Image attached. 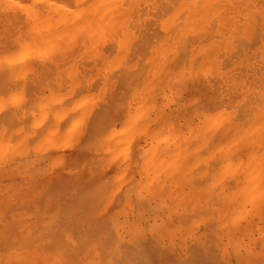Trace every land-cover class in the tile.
<instances>
[{"label": "rangeland", "instance_id": "rangeland-1", "mask_svg": "<svg viewBox=\"0 0 264 264\" xmlns=\"http://www.w3.org/2000/svg\"><path fill=\"white\" fill-rule=\"evenodd\" d=\"M3 37L4 36L0 35V39H1L0 41L5 40V39H3ZM0 44H2V42ZM71 53H74V52H71ZM71 53H70V55H71ZM57 54L59 56L58 61H56L58 58L56 60L54 59L53 61H51L52 59H50V61H49L44 57L48 64H53V66H54L53 68H55V69H53V68L50 69V70L54 71L53 73H52V71L50 72L48 67H46L47 63L44 62L45 60L43 61V59L39 60L42 63V65H41V63L38 62V64H40V65H37V67L39 68V66H42L43 68H46V70H47V72H49V74L52 73V74L59 75L62 73V75L64 74V76L68 75L67 71L69 70V72H70V70L75 68V65L77 66V62H76V60H74L76 57L75 58L73 57V56H75L74 55L75 53L73 55H71L72 57L70 56L72 58L70 61H72V62H69L70 64H68V67L70 65L74 64V62H76L74 65H72L71 68L70 67L68 68L66 66L67 63L66 64L63 63V62H65L63 58H65L66 55L64 57H62V54H59V53H57ZM60 55H61V58H60ZM49 56L47 57L48 59L51 57V56L50 57ZM55 56H56V52H55ZM67 56H68V54H67ZM53 58H55V57H53ZM68 58H69V56H68ZM68 58H65V60L69 61ZM77 59L81 60L80 58H77ZM92 59H89V57L87 58L85 56L84 60H81V61H84V63H82V65H84V64L85 65L82 66V65H80L81 63L79 62L80 63V64H78L79 66L76 67L78 70L80 68L81 71L80 70L76 71L75 69H73L78 73V76H77V73H73L74 71L73 72L71 71L74 75L76 74L75 76H77L78 78L75 76L73 77L72 76L73 74L69 73L68 76H70V74H71V76H72L71 78H73V80L70 77L68 78V76H65V77H67L68 81L65 80V78L63 79V81H61L62 83L67 81V84L63 83L64 84L63 85L58 80L59 78L60 79L63 78V77H61V75H59L58 78L55 75L52 77L49 75L51 77V80H49L50 77L48 76L49 77L48 80L50 81V82L48 81V84L53 90L47 85V83H46L47 81H45V80H47L46 77L44 80V76H46V75L43 74V77H39L42 75V73H39V74L36 73V72H39V70H40V72H42V70H41L42 67L39 68V70H38V68L36 67L35 64L32 65V67H30L31 70L36 71V69H37L38 71L32 72L29 68L28 71L30 70L32 72V74L30 71L26 72V73H28L32 76L35 74V77L33 76V78H35V79H36V77L39 78L37 83H40L41 85H43L41 82H39V80L40 81L43 80V83H44L43 87L37 83L35 85L34 82H36V81H34V79H33L32 85H33V87L35 85L36 89L38 90V93H40V94L34 93V91L36 89L33 88L34 91L33 90L30 91V92H32V93H30V96L32 98L27 97L28 95H26L27 93H29L28 92L29 89H27V88L32 89L30 83H29L30 87L28 86L27 83H26V86H28L27 88L24 85L25 82H27V81L31 82V80H25V79L19 78V82H18V78L14 77V75L16 74L17 71L14 72L15 73L14 75H11V73H13L12 70H16L15 66H14L15 69L12 68V70L10 67H6L5 65H3V67L0 66V68L1 67L3 68V69H1L3 71L6 68L4 72L0 70L1 71L0 77H2V74L6 73V70H7V72H8V70H11V73H7V75L4 74L6 76L5 78H8V79H5V85H1L2 82L0 83V89H4L2 91L0 90V92H2V93H0L1 94L0 99L1 98L3 99V102L0 101V103H1V106H0V131H2L3 128H7V127H4L6 125H9L8 128L9 127H10V129L12 128L11 130L9 129V131H7V132L6 131L3 132L2 139H1V133H0V139H1L0 144L3 146H5L6 144L8 145V147H6V149L4 148L5 151L3 149V151H4V152L2 151L3 154H2V152H0V239H1L0 240V264H264V208H262V207H264V199H261L259 202L260 197L255 196V197H252L250 199L252 202L250 200L248 201V203L246 202V200L245 201L242 200V203L238 202L239 205L243 204V202L244 203L246 202L247 205L245 204V206H246L245 209H249L247 211L245 210L246 212L243 210V212H245V213H242V211L240 212L241 218L239 215H238V218H240L241 220L236 217L237 215L235 214V212H236L235 208H234V210H232L233 205L236 204L237 199H239V198H236L237 195H234L237 191L235 190L236 192L234 194L232 192H234V189H236L237 186L239 189L243 186L242 182H244L243 180L245 179V178H243L244 176H242L243 173L240 172L241 175H240V173L238 175V173L235 174L236 172H234L232 174L233 177H230V176H232L229 174L230 171H228V170H227L228 172L225 171L229 175L227 174L228 176L225 178L222 176L223 180L220 178L222 180L221 181L222 183L218 182L219 184L218 183L216 184L217 181L213 180L215 182L214 185L216 184L215 186H213V183L211 180L212 185H210V187L213 186L210 190L211 192L209 191L210 193H207V195H205L206 189L205 190L202 189V191H205V193L203 195V193H201L199 191L201 190L200 188H202L201 185L204 186L205 182L208 181L207 180L208 175L211 173H212L211 175L218 174V173L213 172L214 168L213 167L211 168V166H210L211 164L208 167L207 161H209V160H207V159H204V162H206V163H203L202 161L200 162L201 165H199V163H198V165L200 167L203 165L206 166L204 170L207 171L208 169H206V168L210 169V170H208V172L203 171L205 174L208 173V175L206 174L204 176L203 172H202L203 174L200 173L201 175H199V176L203 175L204 176V177L202 176L203 178L200 177L198 179V177L197 178L195 177V181L197 179H198V181L199 180L205 181V182L199 181L198 186L196 184H194L195 181L193 183V179H194L193 175H191L192 177L189 176V177H191V179L193 178L192 180L187 177L188 175H190V173L194 174L195 176H198V174L196 172L194 173V171H191V172L188 171L189 172V174H188L186 172L185 168H183V170H185V171H182L181 166H179L180 164L179 165L177 164L180 167L179 169H178L176 164H174L176 168L171 166L172 169L174 168L173 171H175V172H176V169H178L177 170V171H179L178 174L177 173L172 174V173H174L173 171H171L172 169H170V171L172 172V173H170L168 170L169 168L167 169V167H166L167 165L163 164L162 168H164V165H165L164 170L165 171L168 170L169 173L167 172V175H164L163 173H165V171H162V168H160L163 173L159 175L160 176L159 183H158V177L159 176L155 175V177L153 179V177H151L152 175L150 176L151 173H149V171H146L147 169L144 168V166H142V162H143L142 160L143 159L145 160L146 156H148V154L150 152L149 150H152V149H150L151 146H149V140L147 138V135L150 136L151 134H154L156 132L157 133L154 135H157V137L154 135H152L150 137L148 136L150 138V141H152V142H150V144H154L155 141L153 142V140L151 139L154 136L155 138H153V139H155L157 142H159V147H160V145H161V147L160 148L158 147L159 149H157L158 144L156 145V149H155L156 152L154 151L156 154L151 151L153 153L155 159H152L151 157H149V159H152L149 161V159L147 157V159H148L147 161H149L150 164H151V162H153V161L155 162L156 160H157V162H158V160L160 162L159 157H161V155L159 152L162 151L161 154L166 152L165 150L168 146V144H166L167 142L170 144L168 149H169V151H171L173 149L171 144H174L177 140H180L179 142H177V146L175 145L176 146L175 149L177 150L178 146L181 145L180 149L184 148V149L189 150L190 157H191L190 160L192 162H194L193 159L195 160V155H196L198 160H199V158H201L200 156L203 154L201 151H203L204 154H205V151H206V153H209V151H211L210 153H212L213 148H216L215 147L216 143H214V142H216L217 141L216 139L219 138L218 135L216 136V134H214L215 138L213 137L211 139V141H210V137H209V141L208 140H207V142H206V140L204 141L203 139L204 138L206 139L208 137V135L212 136V135H210V133H212V131H209V130L207 131V129H206V132H205L204 131L205 129L203 130V127L205 125L202 126V125H200V122H199V121L202 122L203 120H201V119H203V118H204V121L207 120V118H205V116L203 114H201L200 111L204 108L205 105H208L211 102L208 99V97L205 95V93H206L205 89L208 88V83L210 81V78L207 77L208 80L205 79L203 82H196L195 83L196 84V91L201 93V94L203 92L205 97L204 96L202 97L201 94H198L197 95L198 100H196V99L192 100V102L194 101L192 103V105L190 103V106L185 107V103L188 104L187 101L190 102V98H194V97L193 96L190 97L189 93H187L186 90H184V88H182L181 90L179 89L180 90L179 91L176 87L172 86L171 84L169 86L167 82H164V79H167L166 77H170V75L172 73L171 68L173 65V59L170 57H164L161 61H155V64L152 67L151 73H149L150 72L149 69H151V65H153V64L148 63L150 65L149 66L147 63L142 61L144 63V66L146 64V66L148 68L149 67L150 68L147 69V67H145V68L143 67L146 70H140V71H145L146 73H145L144 78L138 82V85H139V83L141 84L146 78L148 79L150 76H151V78H149L150 80L148 79V82H149L148 84L145 83L146 85L144 86V89H143V91H144L143 95L141 93L142 90L140 89L141 92L139 94H141V97L145 99V100L143 99L144 101H143V104L141 105L142 101L140 102V104L137 102H139V99L142 100V98L140 96H138L139 98L138 97L136 98V96H135V94L137 95L138 92L140 91V90L136 89L137 88L136 87L137 86L136 81L138 78L135 79V77L134 78L131 77V78H133V80L134 79L136 80V81L134 80V82L136 83L135 84L136 86H134V85L130 86L129 85L130 89H132V90L136 89L137 93L134 92V90L133 91L131 90L132 93L130 92V94H128L129 97H128V95H125L126 94L125 91H120V90H122L123 88H124L123 90H125V88L128 87L127 84L131 83V81H133V80H131V78H130L131 81H129L127 79L129 82L124 84L123 81L121 83H117L118 81L116 82V78H115V77H118V78L120 77L118 75V73H120V72H118V71H120V69H122V67L126 68L125 70L130 69V65L132 63H127V64L118 63V65L116 63L115 66H117L118 71L115 70L116 68L113 69L112 66H111L112 68L111 67L109 68V66L107 67L105 65L104 68L102 67L103 70L101 71V69L96 65L97 62L95 63L93 60L92 63L91 64L89 63V65H88L90 67H92V66L94 67V71L90 72L93 69H91V68L89 69L86 64L88 63L87 62L88 60L91 61ZM168 59H169V61H168ZM170 59L172 60V62L170 61ZM62 60H63V62H62ZM163 61H167L166 63H168V66L170 65L169 71L166 70V69H168V66H167V64L165 65V63ZM58 62L61 65L63 63L64 69L67 68L68 70L66 69L65 72H63L64 71V70H62L63 67L60 68L59 67L60 64ZM33 63H35V61H33ZM43 63H46V64H43ZM56 63L58 64V66ZM143 63H141L142 66H143ZM161 64H163V66L161 68H159V66H161ZM29 65H28V67H29ZM99 65H101V64L99 63ZM125 65H126V67H125ZM4 66H5V68H4ZM33 66H35V67L33 68ZM56 66L58 67V69H56L57 68ZM139 66H140V64H139ZM119 67H121V68L119 69ZM133 67L134 66L131 67V70L132 69L134 70L135 67L134 68ZM17 68H18V71H19V69H21V67L19 68V65L17 66ZM155 68H157V69L159 68V70L156 69L158 71V73H156V74H155V72H156ZM99 69H100V72H98ZM108 69H111L109 71V73H111V74L114 73L115 77H114V74H113V76L111 75V77H107V75H110V74H108ZM112 69L115 70V72L112 71ZM84 70H87V71L89 70V71L87 73V72H84ZM125 70H124L125 73L124 72L123 73L125 75H127ZM140 71H139V73H140ZM43 72H45V70H43ZM80 72H82V74H84V73H87V74H84L82 76V74ZM94 72H95L96 76L94 75ZM102 72H103V74H105L107 72V74L103 75ZM116 72H118V73H116ZM127 72H128V70H127ZM136 72H138V71H136ZM91 73H92V76L90 75ZM121 73H122V71H121ZM134 73H135V71H134ZM152 73H153V75H152ZM23 74H24V72H23ZM130 74H131V72H130ZM20 75H21V73H18V77ZM30 75H27V76H29L31 78ZM85 75H87V76H85ZM156 75H159V76H156ZM165 75H167V76H165ZM89 76L91 78H89ZM132 76H135V75L132 74ZM92 77H93V79H92ZM121 77H123V76L121 75ZM121 77H120V79H121ZM136 77H137V75H136ZM24 78H26V76ZM40 78H43V79L41 80ZM52 78H53V80H52ZM97 78L101 79V80H98ZM109 78H112V79H109ZM123 78L125 81L126 76ZM186 78H187V76H186ZM78 79H80V80H78ZM88 79H90V81ZM94 79H96V80H94ZM156 79L159 81L156 82ZM3 80H4V77H3ZM20 80H21V82H20ZM56 80H58L59 82L58 81L55 82ZM71 80L72 81L77 80L79 83L77 81H75L74 83H78L76 86V84L71 83L72 82ZM13 81H14V83H12ZM91 81H95L97 83H93ZM119 81H121V80H119ZM68 82L71 83V85H68ZM87 82H89V85H91V86H87ZM16 83H17V85H15ZM18 83L20 85L22 83L23 84L21 86H19ZM84 83H86L85 84L86 87H85ZM101 83H103V84H101ZM116 83H117V85H116ZM122 83L124 84V86H122L123 85ZM151 83H152L151 88H149V90H147L148 87H150L149 85ZM166 83H167V85H166ZM203 83H205V86H207V87H205L203 85V87H205V89L202 88L201 84H203ZM2 84H4V83H2ZM56 84L58 86H61V87H59L60 90H58L59 88H57L58 86H56ZM119 84H121V85H119ZM132 84H134V83H131V85ZM81 85H83V87L85 89L83 87H81V89H79ZM92 85H94V86L92 87ZM104 85H106V86H104ZM125 85H127V86L125 87ZM158 85H159V87H161L160 88V89H162L161 91L158 90L159 89ZM15 86L19 87V89L18 88L16 89ZM24 86H25L26 90L23 88ZM103 86H104V88H103ZM162 86L164 88L167 87V88H165L166 90L163 89ZM53 87L56 89H54ZM75 87L77 88L78 93L80 92L79 90H82V89L86 93L82 91L83 93L82 92L79 94L77 93V95L75 97H72L74 95L71 96V93H72L71 90H73V89L75 90L76 89ZM87 87H88V89H90L89 87H91V90L86 89ZM138 87L143 88L142 84ZM42 88H43V91H42ZM169 88L172 90V91L170 90V92H173V93H175V90L177 89L176 93L174 94L175 97L173 96V93H171V94L169 93V91H168ZM10 89H11V91H10ZM67 89H68V91L65 92ZM6 90L8 91V93L6 92L7 94L5 93ZM37 90H36V92H37ZM118 90L120 91V93L123 92L125 96L119 95ZM20 91H21V93H19V96H20V94H22V91L24 93H25V91L27 92L24 95L22 94L23 97H20L19 98L20 100L17 98L19 96H16V99H18L20 103L17 100H14V101L12 100V102L10 101V103H12V104H10L9 99H8V101L5 100V98H4L5 94L8 95L9 93L12 92V94L15 95V94H18V92H20ZM99 91H101V92L98 93ZM155 91H156V94H158L159 92L160 93L158 95H156L154 93ZM58 92L60 93V95L57 94ZM75 92L73 91V94ZM149 92H151V96L149 95L150 94ZM51 93L52 94L55 93L54 94L55 96L52 95ZM62 93L64 96H62ZM67 93H69V94H67ZM88 93H90V96L92 97V99H90L91 97H89V99L91 100V103H90V100L88 99L87 102L89 101V103L84 102L85 103L84 104L82 102L83 103V104H81L82 106L76 108V109H78V111H76V109H74V108H71L73 103L75 104V100H78V98L81 97L82 95H84V96H82L84 99V97H86L85 95ZM168 93H169V95H171V97L168 95ZM31 94H33V95H31ZM50 94H51V96H53V98L51 97L52 99L50 98V101H49L48 96H50ZM56 94L58 96H56ZM92 94H94V96ZM145 94H146V96H145ZM152 94H154V95L152 96ZM161 94H163V97L164 96L167 97L166 101L164 99L165 97L162 99ZM166 94H167V96H166ZM132 95L134 98L132 97ZM9 96L10 95H8V98H9ZM36 96H37L38 101H36V99H35ZM56 97H57V100H56ZM120 97L124 98V101L122 99L120 100ZM148 97H151V98H148ZM154 97H156L157 99ZM172 97H173V99H172ZM113 98L115 101L113 100ZM117 98L120 100V102L122 101L121 105L122 104L124 105L126 103V106L124 105L125 112L131 111L130 112L131 115H132V113L137 111L136 109H141L144 106L147 109L149 108L148 111H151L149 113H148V111H144V109H143L144 112L142 111L143 114L148 115V116H146L147 120L146 119L143 120V118H142L143 114L141 115L142 119L138 117L139 119L137 118L138 120H135V116L132 119L130 118L131 120H133V119L135 120V121L134 120L132 121L133 123L128 118V121L130 122V124L132 123L131 126H130L129 122L125 120L124 122H128V124L126 126L129 127L130 130L132 128H135V129H137V127L139 128L140 124H142V122H145V120L149 121V122L150 121L154 122L151 124L149 123L150 125L147 124V125H149L147 127L143 126L145 129L147 128L146 132L142 130L143 131L142 133L137 134L138 135L137 139H139L141 142L136 140L137 144H135V142H134V138H136L135 135L131 136V138H129V139L127 137V141L128 140L130 141L133 138V140L130 141L128 143V145H127V142H125L126 138L124 139V143L127 145L126 146L127 150L124 149L125 147L123 148L125 151L124 152L125 154L121 153L122 152L121 148L123 146L121 147L119 145L120 148H118V146L115 148V146L117 144H119L118 139H117L118 137L116 138V137L111 136V132H112L111 126H113V128L116 130L118 128H121L122 126H125L122 119L124 120L129 116L128 113L126 114L124 112L123 108H121V110L118 109L119 112L117 110H115V109H117V108H115V107H117L116 104L119 101ZM131 98L133 99V101ZM169 98H171L173 100V102ZM6 99H7V96H6ZM26 99L27 100L33 99L31 101H35V102H32L35 105L33 106L32 103H29V105H30V107H29ZM44 99H46L49 102V104L47 101H45L46 104H44V102H43ZM69 99H70V101H68ZM106 99H107V101H106ZM178 99L180 101H178ZM41 100H43V101H41ZM79 100H81V98H79ZM112 100H113V102H112ZM161 100H163V101H161ZM169 100L172 103L169 102ZM4 101L6 103H4ZM60 101H61V103H60ZM63 101H64V103H63ZM196 101H198V102H196ZM28 102H30V101L28 100ZM146 102L148 104H146ZM165 102H166V106H164V108H163V105L165 104ZM181 102H183V104ZM36 103H38V104L36 105ZM177 103H179L180 106L182 104V106L180 107L179 104H177ZM112 104L114 105L113 109H112V106H113ZM137 104H139L141 106H139ZM193 104H195V105H193ZM7 105L10 106V108ZM38 105L40 107H38ZM106 105L107 106L112 105V106L110 109H109V107H107L108 109H106L105 108ZM136 105L138 107L135 108L134 109L135 111H134L133 108ZM155 105L157 107V110L154 109ZM24 106H26V107H24ZM42 106H44V109L48 108L47 109L48 111L42 109ZM56 106H57V108H56ZM67 106L70 107V111H69ZM151 106H154L153 111L150 110ZM160 106H161V108H160ZM195 106L197 109L194 108ZM166 107H167V109H166ZM191 107L194 109H192ZM63 108H65V109H63ZM146 108H145V110H146ZM169 108H170V111L168 110ZM190 108H191V110H190ZM198 108H200L201 110ZM11 109H12V111H11ZM23 109H25L26 112ZM61 109L65 112L61 111ZM71 109H73V110H71ZM103 109L108 110V111L103 112ZM30 110H34V111H30ZM43 110L45 112H47V113H45L47 116L43 115L42 118H38V120L36 122H33V120L35 119V118L33 119V116L36 117L40 113L39 117H41L43 112H40V111H43ZM53 110H54V112H56L55 110H58L56 113H60L59 112V110H60L64 114L62 117H60V115H58L60 117L59 119L55 118L56 116L53 117L54 116ZM110 110H112V111L110 112ZM114 110L117 114H115ZM132 110L134 112H132ZM27 111L30 112V114ZM66 111H67V113L70 112L71 115H74V116H71L70 113L67 114ZM100 111L102 112V114ZM140 111H138V112L140 113ZM160 111L167 112V113H164V112L161 113L159 116L160 118L162 116H163V118H165L164 117V116H166L165 114H167V115L169 114L168 116L170 118H168V116H166V118L164 120L161 118L162 121H166L167 123L166 122H160V120H159L160 118L156 117L157 116L156 112L158 113ZM191 111L193 112L192 115H191V113H192ZM8 112H12V114H9ZM31 112H33L34 114L32 113L33 115H31ZM48 112H49V115H48ZM99 112H100V115H103V118L105 117L103 113H105V115L108 114L107 116L111 117V118L109 117L110 118L109 122H111V124L114 122V125H109L108 123H106L109 125L110 128H108V131L106 129V132L103 131L104 132L103 134L106 133L105 136L99 137L100 141H102V143H103V141H106L101 146L103 149L102 151L100 150V147L96 148L97 146H99L101 144L95 143L96 144V146H95L92 143V140L95 138H93L92 140L90 139L91 138L90 134L94 135L92 132L93 130L91 131V128L93 127V129H95V128H98V126L97 127L93 126L94 122H92V126L90 128L89 124H91V121H93L94 118H97V117H99V119H100V117L102 118V116H100V115L98 116ZM153 112H154V114H153ZM22 113H24V114H22ZM111 113H112V115H109ZM119 113H120V115H118ZM123 114H124V116H123ZM179 114H182V115H179ZM200 114H201V116H203V118L200 116ZM11 115H13L14 117ZM23 115H26V118H23L24 117ZM85 115H86V117H85ZM90 115H91V117H90ZM96 115H97V117H96ZM145 115H144V117H145ZM183 115L185 116V118L182 117ZM197 115H199L200 117ZM81 116L84 118H82ZM107 116H106V118L108 119ZM154 116L156 117V120H155ZM171 116H173V118ZM191 116L196 117L199 121L194 117L191 118ZM77 117L80 119V121H81V118H82V120L84 119L85 121H81V122L79 121V123H78L77 122L78 120L76 119ZM123 117H125V118H123ZM4 118H5V120H4ZM74 118L76 119V122H77L75 129H77L78 132L75 131L76 132L75 133L73 130L74 134H70V135H72L73 138L75 135V139H74L75 141L72 142L73 138L71 136L70 139L72 141L70 139H69V141H66V142H68V144L66 145L65 151H63L62 147H64V144H66L64 141V139H65L64 137L67 135L66 134L67 131L64 132V130L69 127V124H71L70 126L73 127L72 124L76 123L74 121L75 120ZM92 118H93V120H92ZM175 118H177L178 120H176ZM46 119H47V121H46ZM63 119H65L66 122L62 126H60V122H62ZM105 119H103V121ZM111 119L114 121L112 122ZM148 119H150V120H148ZM157 119L159 121H157ZM179 119H182V120L186 119V120L184 122V121H181ZM190 119H192V120H190ZM194 119H195L196 123H194L195 122ZM139 120H141L140 124L137 122ZM174 120H175V122H174ZM72 121H73V123H72ZM100 121H101V119H100ZM100 121H98V122L100 123ZM171 121H173V125H172ZM177 121H179V123L181 125L183 124L182 126H184V127L189 128V126L190 127L195 126V127H191V130H192V128H194L196 130V128H198L196 125H200V128H198L197 130L198 131L202 130V131H200V132L196 131L197 132L196 135H198L199 133L200 134H202L204 132L205 133L202 136L198 135L195 137L193 134L196 132L193 129L194 133L191 132V134L192 133L193 134L188 135V133H190V131L188 133L186 131H182L184 127L182 128V126ZM1 122L3 123L4 126L2 125ZM53 122L56 123L54 125H56L57 127L56 126H54V127L58 128L57 130L60 131V134H62L63 132H64L63 134H65L64 137L62 136L63 135L62 134L61 139L59 138L60 139L59 141L61 142L63 140L62 141L63 143H60L59 141H57V142L53 141L54 142L53 143L51 141L53 139L50 140V138L46 139V137H45L46 134L47 135L50 134L48 132H49V128L53 126ZM58 122H59V124H58ZM83 122H86V123H83ZM136 122L138 123V125L136 124ZM198 122H199V124H197ZM33 123H34V126H33ZM95 123H97V122H95ZM102 123L104 124V122H102ZM159 123H160V125H158ZM161 123L162 124L164 123V126H163L164 130H162L160 127ZM170 123L172 125V128H169V127H171V125H169ZM174 123H176L177 125L179 124V126H177L176 124L174 125ZM189 123L191 125H189ZM87 124H88L89 129L86 128ZM119 124L121 126H119ZM204 124H206V123L204 122ZM95 125H97V124H95ZM108 125H107V127H108ZM132 125L135 127H132ZM168 125H169V127H168L169 129L166 127ZM101 126L103 127L102 124H101ZM116 126H118V127H116ZM151 126H152V128H156L155 126H157V128H159V130L157 129L158 131H155L154 133H152L151 132V130H152ZM175 127H177V128H175ZM174 128H175V130L178 128L181 129V130L179 129L180 131L178 130L179 134L183 133L182 135H184V133H186L185 136L189 137V138H185V137L184 138L189 139V140H185L187 142H190L189 144L187 143L189 145V147H186V146H188L186 144V142H184V143L181 142L184 140H182V137H181V139H179L180 138L178 136L179 134H177L178 133L177 130L174 131ZM188 128H185L184 130H186ZM85 129H87V130H85ZM99 129H101V128H99ZM135 129H133V131ZM14 130L17 133L16 132L14 133ZM101 130H105V128L101 129ZM139 130H138V133H139ZM149 130H150L151 134L147 133V132H149ZM160 130H162V132H159ZM166 130L167 131L170 130L169 132H171V133L174 132L173 136L171 135V133L167 132L168 135H171L173 137L172 139L175 138V133H176L177 140H176V138L174 139L175 141H171V140L167 139L168 136H167ZM188 130H190V129H188ZM90 131H91V133H90ZM135 131H137V130H135ZM135 131H134V133H135ZM95 132L98 133L97 131H95ZM107 132L108 133L110 132V136H111L110 139L109 138L108 139L103 138V137H107V134H108ZM144 132H145V134H144ZM207 132H209V134ZM146 133H147V135H146ZM213 133H215V132H213ZM103 134H101V135H103ZM129 134L132 135L133 133H129ZM158 134H160V135H158ZM139 135H141V137ZM143 135L146 137H144ZM163 135L164 136L166 135L167 138H164ZM48 136L50 137V135H48ZM78 136L81 137V139H79ZM94 136H97V134ZM114 136H116V134ZM161 136H163V137L161 138ZM171 136H169V137H171ZM192 136H194V138L196 140H194V138ZM143 137L148 141L147 143ZM190 137H192V139ZM198 137H200V139ZM11 138L13 139V141ZM44 138H45V140H44ZM115 138L117 141L116 143L114 142ZM163 138L165 139L164 141H163ZM17 139L21 142V144L19 141L18 142L16 141ZM89 139L91 140V143H90V141H88ZM119 139H120V137H119ZM122 139H123V137L119 141L120 142L122 141V143H123ZM158 139H160L162 142L158 141ZM97 140L98 139L96 138V141L95 140H93V141L97 142ZM144 140H145V142H144ZM166 140H168V141L166 142ZM214 140H216V141H214ZM4 141H6L5 145H4ZM169 141H171V142H169ZM201 141L202 142L204 141L205 143L204 142L203 143L207 144V146L205 145V149H202L199 153L198 150H200V147L201 148L204 147V146H202L204 144L201 143L199 149L197 150V146L200 144ZM262 141H264V135H262V134L260 135V133H259V135H256V137L252 140V143L255 144L254 147L255 148L257 147V149H256L257 155L259 152H261L260 154L264 153V144H262L264 142H262ZM50 142L52 143L51 145H53L54 148H53V146L51 147ZM70 142H72V143H70ZM192 142L195 143V145ZM197 142H198V144L196 145ZM14 143H15V146H14ZM55 143L56 144L60 143L62 146L59 144V147H58L57 145H55ZM108 143L109 144L112 143V146L109 145ZM138 143L141 145H139ZM181 143L186 148L182 147ZM48 144H49V146H48ZM147 144L149 146V150H148V148L145 149V147H147L146 146ZM164 144H166L167 146L165 147ZM191 144H193V146ZM154 146H155V144H154ZM111 147L115 148L116 151H118L117 148L120 149L121 151L120 150L119 151L123 155L121 156L120 153L116 152L117 156L114 155L116 158L112 159L114 157H112L111 153L113 152L112 150H114V149L110 150ZM128 147L131 150L128 149ZM136 147H138V148H136ZM141 147H143V148H141ZM162 147H165V149L163 148L160 151V149ZM191 147H192V150H191ZM194 147H195V149H194ZM18 148H20V149H18ZM134 148H136V149H134ZM244 148L246 149V147H244ZM108 149L112 152L108 151ZM184 149H181V150H184ZM245 149H243V147L242 148L240 147V149L238 148L237 150L235 149V151L233 150L234 151V152L232 151L233 153L229 152V155H228V153H224V154L219 153V156H221V154H222V155H225V157H226V159H225L223 156H221L220 160L218 159L219 161L217 159L214 160V158H216V157L212 158L213 154H214V156L218 155V153H216L217 151L215 152V149H214L212 156L210 155L209 158H212V160L214 162L215 161L217 162V163H214L210 159V161L213 162V164H214L213 166H216V168H215L216 171L220 172L221 171L220 168L222 169V166H223L222 163L225 164V161H227V163H229L228 165H231V164H233V162L237 163L236 161H239L241 159L245 158L244 160H246L248 152H246L247 150L245 151ZM128 150H130V151H128ZM176 150H174V151H176ZM187 150H185V151L187 152ZM190 150L191 151L194 150V151L191 152ZM195 150H197L198 154L195 153V155H194ZM137 151H139V153ZM143 151H144V153L146 151L145 155H144ZM169 151L167 150V152H169ZM178 151H179V149H178ZM183 152L184 151H181L182 154H183ZM181 153L179 152L177 155V158L179 157L178 159H180V160H181L180 156L182 155ZM192 153L194 156L192 155ZM126 154L129 157H127ZM157 154H159L160 156L158 155V157H156ZM168 154H167V156H168ZM170 154H169V156H170ZM179 154H181V155L179 156ZM186 154L187 153L183 154L182 159L185 158L184 155H186ZM250 154H251V152H250ZM124 155H125V157H124ZM173 155L175 158V154H173ZM173 155L171 154V156H173ZM207 155H205V156H207ZM150 156H152V155H150ZM169 156L167 158H166V155L163 156L167 160V162H168V159L170 161V158H172V157L169 158ZM188 156H189V154H188ZM192 156L194 158H192ZM241 156L244 158H241ZM260 156H262V155H260ZM260 156H259V160L257 159L258 161L257 160L254 161V159H250L251 163L254 162L253 163L254 165L252 164L253 165L252 166L250 164V166L252 168H254L255 171H256V168H257V171H259L258 166H259V168L260 167L264 168V166H260V165H262L260 163L264 162L261 160L264 158L260 159ZM110 157L112 159L111 160L112 162H110V160H109ZM123 157L125 158L124 159L125 161L123 160ZM187 157L185 159H188ZM204 157H202V158H204ZM222 157L224 158L223 159L224 162L221 160ZM139 158H140V160H139ZM157 158H159V159H157ZM126 159H128V160H126ZM165 159H164V162H166ZM178 159H177V162H178ZM237 159H239V160H237ZM198 160H196V161H198ZM200 160H203V159H200ZM120 161L123 163H121ZM147 161H145V162L147 163ZM174 161L175 160H173L172 162H174ZM182 161L183 160H181V162ZM187 161L188 160L183 161V162H185L184 163L185 167H186V165L189 166L192 163L191 161L190 162L188 161L189 163ZM260 161H262V162H260ZM136 162H137V164H134ZM145 162H144V164H146ZM195 162H194V165L196 164ZM218 162H220L219 165H218ZM149 163H147V164L149 165ZM161 163L162 162H160L159 163L160 165L157 166L158 169H156V168L154 169V167L152 168L150 165V167H151V168H149V169H151L150 171L153 172L152 169H154L155 171L159 170ZM108 164L110 165L109 168H108ZM133 164H134V166H133ZM139 164H141V165H139ZM153 164L155 166V164L157 165L158 163H152V165ZM181 165H182V163H181ZM191 166L192 165H190V167ZM197 166H196V168H197ZM199 166H198L199 169L198 168L196 169V171H198V172L203 170ZM204 166H203V168H204ZM142 167L144 168V170ZM168 167H169V165H168ZM190 167H189V169H192ZM228 167L230 168V167H234V166L232 165V166H228ZM124 168L126 169V171ZM223 168L225 170V165ZM229 168H227V169H229ZM261 168H260V170H264ZM189 169H187V170H189ZM194 169L195 168H193L192 170H194ZM200 169H202V170H200ZM121 171H122V175H120ZM124 171H125V173H124ZM142 171H144V172H142ZM250 171H251V169H250ZM145 172H148L149 175L146 174ZM182 173H186L187 175L185 176V174H182ZM169 174H172V175H169ZM176 174H177V178H178V176H180V177L185 176V178L187 177L186 179H189V180L188 181L184 180V181L190 183V180H191V183H193V185L196 187V189H194V191H191V189L193 190V188H195V187L192 184L189 185V183L183 184L184 183L183 180L181 181V182H183L182 183L183 188H182V185H181V187H179L178 186L179 179L181 180L182 178L177 179ZM141 175L142 176L145 175V176H143L145 179H143L141 177ZM223 175L226 176L225 173ZM218 176L220 177V175H217L216 177H218ZM162 177H165V179ZM167 177H168V179H167ZM209 177L212 179L211 176H209ZM216 177L214 176L213 179H215ZM239 177H240V179H239ZM127 178H128V180L126 182H124L123 180H126ZM205 178H206V180H204ZM210 178H209V181L207 182L209 184H211ZM162 179H164V182L162 181ZM175 179H176V181L178 180L176 183L177 185L174 182ZM238 179L240 180L239 183L237 182V181H239ZM262 179H264V178H262ZM169 180L173 181L171 183L172 184L171 187L169 184L170 183ZM216 180H218V179H216ZM235 180H236V182H235ZM253 180L254 181L250 180L249 183L252 182L254 184L255 179H253ZM121 181H123V183ZM167 181L169 183H167ZM137 182L140 183L141 185L138 184ZM149 182H152L153 186H155L157 184H159V185L152 188V185ZM160 183H161V185H160ZM252 183L250 184L251 186L253 185ZM261 183H264V181H262ZM163 184H164V190H162V188H161V187H163ZM209 184H207V185H209ZM186 185L189 186L188 188H190V191L193 195H197L199 193L202 194L203 197H201V195H200L199 200H202L200 202H202L203 206L206 208L207 212H205V208L202 206L204 208V209L203 208L202 209L204 210V212L206 214H204L203 211H201L202 210L201 209L202 204L198 203L199 200L195 199L196 203L193 202L194 201L193 198H195V196L192 197L193 195L190 194L189 196H191V197H189L187 194H183L186 191L188 194L190 193L188 191V189H186L187 188ZM125 186H127V187H125ZM134 186H136V187H134ZM149 186H150V188H149ZM184 186L186 188H184ZM218 186H219V188H218ZM233 186L234 187L236 186V187L233 189ZM146 187H148V188H146ZM167 187L171 188L170 189L171 192H170L169 188H167ZM220 187H223V188H220ZM261 187L264 188V184H262ZM128 188H130V189H128ZM132 188L134 189L133 190L134 193H132L133 192L131 190ZM151 188H152V192L155 191L154 193H152V192L150 193ZM172 188H173L174 192L176 190L177 194L181 197L183 196L182 198H184V199H182L181 197H180L181 200L178 199L179 197L176 198L177 194L175 193L176 194L175 199L177 201L178 200H180V201H178V202L174 201L175 199H173L171 196V195H174V192H172ZM213 188L216 190H219L218 193L220 192V189H222L224 192L221 191L218 194L216 190L215 191L213 190ZM125 189H126V191H124ZM138 189H139L141 195L139 194V191H135ZM148 189H149V191H148ZM185 189H186V191H185ZM141 190H142V192H141ZM129 191L131 193H129ZM158 191H160V193ZM161 191H164V192L161 193ZM182 191H183V193H182ZM180 192H181V194H180ZM194 192H196V193L199 192V193L196 194ZM207 192H208V189H207ZM240 192L241 191H239V193ZM126 193H128V195ZM157 193H159L160 199L158 198L159 196ZM170 193H173L170 195L171 197L169 196ZM227 193L228 194L232 193L234 195V197L236 198V200H235L236 202L235 201L229 202L230 197H232L233 195L229 194L230 196L228 198V197H226ZM166 194H168L169 197ZM208 194H210V195H208ZM224 194H225V196H224ZM126 195L129 198H127ZM185 195L187 197H189L190 199L185 198L186 197ZM212 195H214L215 198H217V199L220 196L221 197L219 199V202L216 199L217 203L215 205V207H216L215 209H217V210H213L216 214V217H213V216H215V215H213V216H211L212 217V219H211V217H209V216L211 215L210 212L212 210L209 211L208 209L209 208L214 209V206H213L214 205V202H213L214 196L212 197ZM163 196L164 197L167 196V197L165 199H163ZM204 196L206 198H204ZM197 197H198V195L196 196V198ZM232 198H231V200H232ZM240 199H242V198H240ZM240 199L238 201H240ZM255 199L258 200V202ZM169 200H173V201H169ZM183 200H185V201H183ZM157 201L159 202L158 204H157ZM208 201L210 204L208 203ZM160 203H161V205H160ZM189 203H192L193 205H191V204L189 205ZM206 203H207V205H206ZM211 203H213V205H211ZM126 204H128V206ZM165 204H167V205H165ZM195 204H197V206L199 204L200 208L197 207ZM217 204H219L218 206L221 205V207H218L219 209L217 208ZM248 204H250V208H249ZM188 205L190 207H188ZM239 205L237 206L238 208H239ZM240 206H242V205H240ZM207 207H208V209H207ZM231 207H232V209H231ZM227 208L228 209L230 208L231 211L234 212V215H232V212L230 210L227 213V211H228ZM183 209H184L185 214L189 212V214H191V215H189V214H186V215L183 214V216L179 215V213L180 214L184 213V212H182ZM223 209L224 210L227 209V210H225L227 215L225 216L224 220H222V218L219 219L220 216H219V214H217L218 211H222ZM139 211H142V213ZM191 212L197 213V215H196V213H195V215H193L196 217V219H195V217L192 216L193 213H191ZM209 213H210V215H209ZM244 214H245V216H243ZM250 215H251V217H250ZM189 216L191 218L190 220H189ZM184 217L187 218L188 220L185 219ZM147 218H149V219H147ZM171 218H173V219L171 220ZM179 218H180V222H177V223H180V224L178 226L176 221H179ZM201 218H203L202 219L203 223L201 222ZM214 218H216V219H214ZM233 219H236L237 221L233 220ZM194 220H196V221L198 220L197 223H195ZM219 220L221 222V225L223 224V222L226 223V225H227L228 221L230 224V222L232 220H233V222H231V223L233 224L236 221V224H233V225L228 224L229 229H227L225 224H224L225 227H219V224H220V223H218ZM246 220L249 221V223H247L249 225H247L248 227L245 230V227H246L245 221ZM186 221H188L189 223H186ZM174 223H176V225ZM173 225L176 226L175 230L173 229L174 228ZM213 228H214V231H213ZM210 229H211V231H209ZM171 230H173V231H171ZM168 231H170L172 233L169 232V234H168ZM209 232H211V233H209ZM212 232H213V234H212ZM244 232H245V235H244ZM210 235L213 238H211ZM217 235H218V237H217ZM216 237L218 239H215ZM249 238H250V240H249Z\"/></svg>", "mask_w": 264, "mask_h": 264}, {"label": "bare ground", "instance_id": "bare-ground-1", "mask_svg": "<svg viewBox=\"0 0 264 264\" xmlns=\"http://www.w3.org/2000/svg\"><path fill=\"white\" fill-rule=\"evenodd\" d=\"M0 35H2V36H4L3 37V39H5V40H3V41H0V43L2 42V44H0V66H2L3 67V65H5L6 67H10L11 68V70H12V68L13 69H15L14 68V66L16 67V70H12L13 71V73H11V70H8V72H7V70H6V73H4L5 75H7V73H11V75H14L15 73L14 72H16V74L14 75V77H17L18 78V82H19V78H21V79H25V80H31V82H29V81H27V82H25V86H26V83L28 84V86L30 87V85H31V87H32V89L31 88H27L28 86H26V88L27 89H29V93H27L26 91H25V93H27L26 95H28L27 97H30V98H32L31 96H30V93H32V92H30L31 90H33V88L34 89H36V87H35V85H36V83L38 82V77H36V79L35 78H33V76L35 77V74L32 76V75H30V74H28V73H26V72H29L30 70H31V68L30 67H32V65H36V67H37V65H40V64H38V62L39 63H41L39 60H41V59H43V61L45 60V58L47 59V60H49L50 61V59H52L51 61H53L54 59L56 60L59 56H58V54L57 53H59V54H62V57H64L65 55V58H68V56H69V58H68V60L69 61H67V60H65V58H63L64 59V61L65 62H63V60H62V62L64 63V64H66L67 63V67H68V64H70L69 62H72V61H70L72 58V56L71 55H73L74 53V55L75 56H73L75 59L74 60H76V62H77V66H79L78 64H80V65H82V63H84V61H81V60H84V58H85V56L88 58L89 57V59H92L91 61L90 60H88L86 63V65L88 66L89 65V63L91 64L92 63V61L94 60V62L96 63V65L101 69V71L103 70L102 69V67L104 68L105 67V65L108 67L109 66V68L112 66L113 67V69L114 68H116L115 70L116 71H118V69H117V66H115L116 65V63H117V65H118V63H123V64H127V63H132L131 65H130V69H127L128 70V72H127V70H125L126 68H123L122 67V69H120L121 67H119V69H120V71H118V72H120V73H118V72H116V73H118V75L121 77V75L123 76V77H125L126 76V79H125V81H124V78L123 77H121V79H120V77L118 78V77H115V74H114V77L116 78V82L117 83H121L122 81H123V83L124 84H126L127 82H129V81H131V80H133V78L135 77V79H137V81H136V83L134 82V80L133 81H131V83H134V84H132L131 85V83H128L127 85H128V89L127 88H125V90H123L122 88V90H120V91H125V95H128V94H130V92L132 93V91L134 90H132V89H130V86H136L137 88L136 89H138V90H142V92H141V90L138 92V94L141 92L142 93V95H143V93H144V91H143V89H144V86L146 85V84H148L149 82H148V79L149 78H151V76L147 79H145L141 84H142V86H143V88L141 87V88H139L138 86H140L141 84L139 83V85H138V82L141 80V79H143L144 78V76H145V71H140V70H146V69H144L145 67H147L146 66V64H145V66H144V63L142 62V61H144L145 63H152L153 65H151V69H149L148 67H147V69H149V73H151L152 71V67L154 66V64H155V61H161L164 57H170V58H172L173 59V65H172V68H171V75H170V77H166L167 79H164V82H167L168 83V85L170 86V84L172 85V86H174V87H176L178 90L180 89H182V88H184V90H186V92L187 93H189V95H190V97L191 96H193L194 98H190V102L189 101H187V103L188 104H186L185 103V107H187V106H190V103H191V105H192V103L194 102H192V100H198L197 99V95L198 94H201V93H199V92H197L196 91V82H203L205 79H207V77L208 78H210V81H209V83H208V88L207 89H205V87H207V86H205V83L207 82H205V83H203V84H201L202 85V88H204L205 89V91H206V93H205V95L208 97V99L211 101L210 102V104H208V105H205L204 106V108L201 110L200 108H198V109H200L199 111L201 112V114H203L204 116H205V118H207V120H205L204 121V118H203V116H201V114H200V116L203 118V119H201V120H203L206 124H204V122L202 121H199L196 117H194V116H191V118H196L199 122H200V125H202V126H204L203 127V130L206 132V129H207V131L209 130V131H212V133L213 132H215V133H210V135H212V136H209L208 135V139L206 138H204L203 140L205 141L206 140V142H207V140L209 141V137H210V141H211V139L214 137L215 138V135L214 134H216V136L218 135V139H216V140H214V141H216V142H214V143H216V145H215V147L216 148H213V150L215 149V152L216 153H218V155L217 156H214V154H213V150H212V153H210L211 151H209V153H206V151H205V154H204V152L203 151H201L202 149H205V145L207 146V144H204L202 141L200 142V144L197 146V150L199 149V147H200V145H201V143H203L204 145H202V146H204V147H200V150H198L199 151V153H200V151L203 153H201L202 155L200 156L201 158H199V160L200 159H203V160H198L197 159V157H196V155H195V153H197V150H195V152H194V155H195V160L193 159V161L195 162L196 160H198V161H196L195 163V165L197 166L198 165V163H199V165H201V161L203 162V163H206V162H204V159H207V160H209V161H207V163H208V167H209V165L211 166V168L213 167L214 168V170H213V172H215V173H218V174H213L215 177L217 176V175H220V177L218 176V177H216L215 179H213V175H211V174H209L208 175V173H206L207 175H208V177H207V180L209 181V176H213L212 177V179L210 178V183H211V180H212V183H213V186H215L218 182H221L222 180H223V177L225 178V177H227L229 174L230 175H232L234 172H236L235 174H237L238 173V175H239V173L241 172V173H243V175L242 176H244L243 178H245L243 181L244 182H242L243 184V186L239 189L238 188V186H237V188L236 189H234L235 187L233 186V189H234V192H232L234 195H237L236 196V198H242V199H240V201H238L239 199H237V202L235 201L236 200V198L234 197V195L231 193H229L230 195H233L232 197L234 198H232V197H230V201L229 202H231V201H235L236 202V204L238 203V202H240V203H242V200H246V202L248 203V201L252 198V197H255V196H257V197H260V199H259V202H260V200L261 199H264V188H262L261 187V185L262 184H264V183H261L262 181H264V179H262V178H264V170H260V168H259V166H258V170L259 171H257V168H256V171L254 170V168H252L251 166H250V164L252 165L253 163H251L250 162V159H254V161L255 160H259V156L260 155H262V156H260V159L261 158H264V153H262V154H260L261 152H259L258 153V155H257V152H256V149H257V147L255 148L254 146H255V144L254 143H252V140L256 137V135H259V133H260V135L262 134V135H264V0H0ZM2 38V37H1ZM1 40V39H0ZM55 52H56V56H55ZM71 52H74V53H71ZM53 53V54H52ZM66 53V54H65ZM70 53H71V55H70ZM67 54H68V56H67ZM51 57H50V56ZM88 55V56H87ZM50 57L49 59L47 58V57ZM71 56V57H70ZM45 57V58H44ZM53 57H55V58H53ZM82 57V58H81ZM92 57V58H91ZM60 58H61V55H60ZM77 58H80L81 60H79V59H77ZM59 60V58L56 60V61H58ZM33 61H35V63H33ZM90 61V62H89ZM168 61H169V59H168ZM170 61L172 62V60L170 59ZM37 62V63H36ZM44 62H46V60L44 61ZM61 62V63H62ZM76 62H74V64L76 63ZM80 62V63H79ZM164 63H165V65L167 64V66H168V63H166L167 61H163ZM162 62V63H163ZM170 62V63H171ZM31 63V64H30ZM47 63V62H46ZM46 63H43V64H46ZM59 63V62H58ZM63 63H62V65H63ZM99 63L101 64V65H99ZM141 63H143V66H142V64ZM29 65V67H28V65ZM57 64V63H56ZM60 64V63H59ZM74 64H72V65H74ZM104 66H103V65ZM139 64H140V66H139ZM172 64V63H171ZM19 65V68L21 67V69H19V71H18V68H17V66ZM41 65H42V63H41ZM61 64L59 65V67L61 68V67H63V69L62 70H64L63 72H65V70L67 69H64V65L62 66ZM72 65H70L69 67L71 68L72 67ZM85 65V64H84ZM84 65H82V66H84ZM115 67H114V66ZM138 65V66H137ZM149 65V64H148ZM5 66H4V68H5ZM27 66V67H26ZM52 66V67H51ZM57 66H58V64H57ZM56 66V67H57ZM65 66V67H66ZM76 65H75V68H73V69H75L76 71H81V69L79 68V70L76 68L77 67ZM101 66V67H100ZM132 66H134L133 68H134V70L132 69L131 70V67ZM150 66V65H149ZM163 66V64H161V66H159V68H161ZM170 66V65H169ZM169 66H168V69H166L167 71H169ZM0 68V70L1 69H3V68ZM24 67V68H23ZM35 66H33V68H34ZM42 66H39V68H41ZM46 67H48L49 68V70L50 69H52L54 66H53V64H48L47 63V65H46ZM68 67V68H69ZM86 67V66H85ZM93 67V66H92ZM92 67H90V66H88V68L90 69H93V70H91L90 72H92V71H94V67L92 68ZM96 67V66H95ZM97 67V68H98ZM106 67V68H107ZM111 67V68H112ZM125 67H126V65H125ZM140 67V68H139ZM144 67V68H143ZM165 67V66H164ZM163 67V68H164ZM9 68V69H10ZM30 68V70L28 71V69ZM32 68V69H33ZM38 68V67H37ZM39 68H38V70H39ZM43 68V67H42ZM41 68V70H42V72H40V70H39V72H36V71H38L37 69H36V71H32V72H36L37 74H39V73H42V75L41 76H39V77H43V74L44 75H46V76H44V80H45V77L47 78V80H45V81H47L46 83H47V85L49 86V84H48V81L49 80H51V77L52 76H57V78H58V76L59 75H61V77H63L62 79H58L60 82L61 81H63V79L65 78V80H67V77H65V76H68L69 75V73H71V74H73V73H77L75 70H70V72H69V70L67 71L68 72V75H65L64 76V74L62 75V73L61 74H59V75H56V74H52L54 71H52V70H50V72L52 71V75L51 74H49V72H47V70H46V68H43L42 69ZM87 68V67H86ZM85 68V69H86ZM137 68V69H136ZM142 68V69H141ZM159 68L157 69V68H155V74L156 73H158V71L157 70H159ZM6 69V68H5ZM5 69H4V71H5ZM25 69V70H24ZM53 69H55V68H53ZM56 69H58V67L56 68ZM100 69L98 70V72H100ZM112 69V71H114L115 72V70H113ZM157 69V70H156ZM24 70V71H23ZM27 70V71H26ZM43 70H45V72H43ZM107 70V69H106ZM111 69H108V74H110V75H107V77H111V75L113 76V74H111V73H109V71H110ZM124 70L126 71V73H127V75H125L124 73ZM165 70V69H164ZM1 71H3V70H1ZM0 71V72H1ZM3 71V72H4ZM30 71V72H31ZM73 73H72V72ZM89 71V70H88ZM88 71L87 70H84V72H87L88 73ZM96 71V70H95ZM121 71H122V73H121ZM134 71H135V73H134ZM136 71H138V72H136ZM139 71H140V73H139ZM2 72V73H3ZM23 72H24V74H23ZM32 72H31V74H32ZM47 72V73H46ZM59 72V71H58ZM66 72V73H67ZM97 72V71H96ZM124 72V73H123ZM130 72H131V74H130ZM148 72V71H147ZM165 72V71H164ZM1 73V74H2ZM18 73H21V77L19 76L18 77ZM46 73V74H45ZM60 73V72H59ZM81 74H82V72H80ZM87 73H84V74H87ZM137 73V74H136ZM139 73V74H138ZM154 73V72H153ZM153 73H152V75H153ZM160 73V72H159ZM163 73V72H162ZM4 74H2V77H0L1 79V81H0V83L2 82V83H4V84H2L1 83V85H5V79H8V78H5L6 76L4 75ZM71 74H70V76H68V78L70 77H74L75 75L73 74L72 76H71ZM84 74H82V76L84 75ZM102 74H103V72H102ZM105 74H107V72L105 73ZM105 74H103V75H105ZM121 74V75H120ZM125 76H124V75ZM132 74L133 75H135V76H132ZM148 74V73H147ZM154 74V75H155ZM161 74V73H160ZM165 74V73H164ZM170 74V73H169ZM27 75H30L31 76V78L29 77V76H27ZM51 77H50V76ZM91 76H92V73L90 74ZM94 75L96 76V74H95V72H94ZM99 75V74H98ZM136 75H137V77H136ZM187 76V78H186V76ZM26 76V78H24ZM38 76V75H37ZM50 78H49V77ZM77 76H78V73H77ZM77 76H75V77H77ZM85 76H87V75H85ZM156 76H159V75H156ZM155 76V77H156ZM162 76V75H161ZM165 76H167V75H165ZM3 77H4V80H3ZM13 77V76H12ZM105 77V76H104ZM106 77V78H107ZM131 77H133V78H131ZM148 77V76H147ZM10 78V77H9ZM28 78V79H27ZM30 78V79H29ZM48 78H49V80H48ZM54 78V77H53ZM53 78H52V80H53ZM78 78V77H77ZM83 78V77H82ZM89 78H91L90 76H89ZM95 78V77H94ZM102 78V77H101ZM130 78H131V80H130ZM159 78V77H158ZM33 79H34V81H36V82H34L35 83V85H34V87H33ZM41 80L43 79V78H40ZM72 80H73V78H71ZM75 79V78H74ZM92 79H93V77H92ZM98 79V78H97ZM109 79H112V78H109ZM129 81H128V80ZM58 80H56L55 82H57ZM64 80V81H65ZM71 80V81H72ZM78 80H80V79H78ZM82 80V79H81ZM89 81H90V79H88ZM94 80H96V79H94ZM98 80H101V79H98ZM104 80V79H103ZM119 80H121V81H119ZM150 80V79H149ZM153 80V79H152ZM162 80V79H161ZM208 80V79H207ZM4 81V82H3ZM16 81V80H15ZM58 81V82H59ZM68 81V80H67ZM67 81H65V82H63V83H66L67 84ZM75 81H77V80H74V81H72L71 83H74ZM83 81V80H82ZM108 81V80H107ZM157 81H159V80H157L156 79V82ZM17 82V81H16ZM20 82H21V80H20ZM39 82H41L43 85H44V83H43V80L42 81H40L39 80ZM50 82V81H49ZM78 82V81H77ZM81 82V81H80ZM91 82H93V83H97V82H95V81H91ZM162 82V81H161ZM12 83H14V81L12 82ZM29 83H30V85H29ZM62 83V82H61ZM60 83V84H61ZM62 83V84H63ZM71 83H69L68 82V85H71ZM79 83V82H78ZM78 83H74V84H76V86H77V84ZM82 83V82H81ZM92 83V84H93ZM99 83V82H98ZM117 83H116V85H117ZM122 83V84H123ZM146 83V84H145ZM153 83V82H152ZM152 83L149 85L150 87H148V89L147 90H149V88H151V85H152ZM155 83V82H154ZM167 83H166V85H167ZM23 84V83H22ZM21 84V85H22ZM37 84H40V83H37ZM54 84V83H53ZM61 84V85H62ZM86 83H84V85H85ZM91 84V83H90ZM101 84H103V83H101ZM105 84V83H104ZM124 84L122 85V86H124ZM136 84V85H135ZM156 84V83H155ZM165 84V83H164ZM15 85H17V83L15 84ZM18 85L19 86H21L19 83H18ZM43 85H41L40 84V86H42L43 87ZM64 85V84H63ZM80 85V84H79ZM108 85V84H107ZM115 85V86H116ZM119 85H121V84H119ZM127 85H125V87L127 86ZM130 85V86H129ZM203 85L205 86V87H203ZM25 86L23 87L25 90H26V88H25ZM53 86V85H52ZM56 86H58L57 84H56ZM87 86H91V85H89V82H87ZM94 85H92V87H93ZM104 86H106V85H104ZM104 86H103V88H104ZM16 87V86H15ZM50 87V86H49ZM59 87H61V86H58L57 88H59ZM74 87V86H73ZM81 87H83V85H81L80 86V88L79 89H81ZM85 87H86V85H85ZM158 87H159V85H158ZM19 89V87H16V89ZM38 88V87H37ZM51 88V87H50ZM49 88V89H50ZM54 88V87H53ZM76 88V87H75ZM84 88V87H83ZM90 89H88V87L86 88V89H88V90H91V87H89ZM161 87H159V89L158 90H162V89H160ZM162 88L163 89H165V88H167V87H163L162 86ZM175 88V89H176ZM23 89V90H24ZM52 89V88H51ZM54 89H56V88H54ZM85 89V88H84ZM129 91H127V90ZM136 89L134 90V92H136L137 93V91H136ZM174 89V90H175ZM176 89V90H177ZM1 91L2 90H4V89H0ZM37 90V89H36ZM36 90L34 91V93H38V90H37V92H36ZM41 90V89H40ZM53 90V89H52ZM58 90H60V88L58 89ZM57 90V91H58ZM77 90V88L74 90H71L72 91V93H71V96L72 95H74V96H72V97H75L76 95H77V93H78V90ZM101 90V89H100ZM132 90V91H131ZM146 90V91H147ZM166 90V89H165ZM170 88H169V93L171 94V93H173V92H170ZM176 90H175V93H176ZM179 90V91H180ZM10 91H11V89H10ZM42 91H43V88H42ZM68 91V89L65 91V92H67ZM70 91V90H69ZM73 91L75 92L74 94H73ZM80 92L79 93H81L82 91H83V89L82 90H79ZM102 91V90H101ZM101 91H99L98 93H100ZM120 91L118 90V94L119 95H124V93L122 92V93H120ZM127 91V92H126ZM167 91V92H168ZM172 91V90H171ZM199 91V90H198ZM8 93V91L6 90L5 91V93ZM13 92V91H12ZM12 92L11 93H9L8 95H10L9 96V98H8V95H6L5 94V96H4V98H5V100L6 101H8V99H9V103H10V101L12 102V100L14 101V100H17L18 102H19V98L20 97H23V95L25 94L23 91H22V94H20V96H19V93H21V91L20 92H18V94H12ZM17 92V91H16ZM45 92V91H44ZM48 92V91H47ZM54 92V91H53ZM83 92H85V91H83ZM82 92V93H83ZM166 92V91H165ZM164 92V93H165ZM0 93H2V92H0ZM4 93V92H3ZM15 93V92H14ZM78 93V94H79ZM86 93V92H85ZM150 94V96H151V92H149ZM155 94H156V91L154 92ZM158 93V92H157ZM160 93V92H159ZM158 93V94H159ZM169 93H168V95H169ZM175 93H173V96H174V94ZM209 93V94H208ZM38 94H40V93H38ZM52 94V93H51ZM51 94H50V96H48L49 97V101H50V98L52 97L53 98V96H51ZM55 94V93H54ZM54 94H52V95H54ZM58 95H60V93L58 92L57 93ZM56 94V96H58ZM67 94H69V93H67ZM89 94V95H88ZM88 94H86L85 96L86 97H84V99H83V97L82 96H84V95H82L81 97H79V98H81V100H79V98H78V100H75V104L73 103V107L71 106V108H74V109H76V108H78V107H80V106H82L81 104H83L84 102L85 103H89V101L87 102V100L89 99V97H91L90 96V93H88ZM135 94V93H134ZM136 95L135 94V96H136V98L138 97V96H140L141 97V94H139V95ZM158 94H156V95H158ZM181 94V93H180ZM1 95V94H0ZM3 95V94H2ZM22 95V96H21ZM25 95V96H26ZM31 95H33V94H31ZM93 96H94V94H92ZM101 95V94H100ZM124 95V96H125ZM154 94H152V96H153ZM155 95V96H156ZM165 95V94H164ZM202 97L204 96V93L202 92ZM6 96H7V99H6ZM16 96H19V97H17L18 99H16ZM55 96V95H54ZM62 96H64L63 95V93H62ZM61 96V97H62ZM123 96V97H124ZM145 96H146V94H145ZM161 96H162V99L165 97H163V94H161ZM166 96H167V94H166ZM170 97H171V95H169ZM177 96V95H176ZM96 97V96H95ZM99 97V96H98ZM127 97V96H126ZM128 97H129V95H128ZM132 97H133V95H132ZM144 97V96H143ZM160 97V96H159ZM158 97V98H159ZM175 97V96H174ZM205 97V96H204ZM26 98V97H25ZM51 98V99H52ZM71 98V97H70ZM106 98V97H105ZM134 98V97H133ZM139 98V97H138ZM142 98V97H141ZM148 98H151V97H148ZM154 98H156V97H154ZM177 98V97H176ZM2 99V98H1ZM0 99V101H2L3 102V99L1 100ZM22 99V98H21ZM35 99H36V101H38L37 100V96L35 97ZM34 99V100H35ZM48 99V98H47ZM90 99H92V97L90 98ZM89 99V100H90ZM118 99V98H117ZM123 100L124 101V98H121L120 97V100ZM129 99V98H128ZM132 99V98H131ZM144 98H142V100H140L139 99V102H137V103H139L140 104V102H141V105L143 104V101L145 100H143ZM157 99V98H156ZM165 99V101L167 100V97H165L164 98ZM169 99H171V98H169ZM172 99H173V97H172ZM171 99V100H172ZM186 99V98H185ZM27 100V99H26ZM28 100L30 101V102H28ZM27 100V103H28V105H29V103H32V102H35V101H31V100H33V99H28ZM40 100V99H39ZM56 100H57V97H56ZM65 100V99H64ZM72 100V99H71ZM84 100V101H83ZM104 100V99H103ZM113 100H114V98H113ZM113 100H112V102H113ZM119 100V99H118ZM117 100V101H118ZM120 100L117 102V107H115V108H117V109H115V110H117L118 111V109H120L121 110V108H123V110H124V112H125V109H124V105L126 106V103L122 106L121 105V102H120ZM135 100V99H134ZM150 100V99H149ZM148 100V101H149ZM153 100V99H152ZM151 100V101H152ZM176 100V99H175ZM22 101V100H21ZM41 101H43V100H41ZM45 101H47L46 99H44V104H46L45 103ZM68 101H70V99L68 100ZM106 101H107V99H106ZM115 101V100H114ZM132 101H133V99H132ZM131 101V102H132ZM138 101V100H137ZM161 101H163V100H161ZM178 101H180L179 99H178ZM200 101V100H199ZM48 102V101H47ZM56 102V101H55ZM54 102V103H55ZM72 102V101H71ZM70 102V103H71ZM83 102V103H82ZM127 102V101H126ZM154 102V101H153ZM156 102V101H155ZM169 102H171L170 100H169ZM172 102H173V100H172ZM171 102V103H172ZM175 102V101H174ZM196 102H198V101H196ZM202 102V101H201ZM4 103H6L5 101H4ZM20 103V102H19ZM52 103V102H51ZM60 103H61V101H60ZM63 103H64V101H63ZM62 103V104H63ZM80 103V104H79ZM84 103V104H85ZM90 103H91V100H90ZM161 103V102H160ZM170 103V104H171ZM182 104H183V102H181ZM10 104H12V103H10ZM33 104V103H32ZM38 103H36V105H37ZM40 104V103H39ZM48 104H49V102H48ZM109 104V103H108ZM111 104V103H110ZM114 104V103H113ZM112 104V105H113ZM119 104V105H118ZM139 104H137V105H139ZM146 104H148L147 102H146ZM155 104V103H154ZM157 104V103H156ZM177 104H179V103H177ZM182 104H181V106H182ZM3 105V104H2ZM26 105V104H25ZM35 104H33V106H34ZM43 105V104H42ZM112 105H110V106H107L106 105V109H108L107 107H109V109L111 108V106ZM133 106L134 108H133V110L135 109V108H137L138 106ZM141 105H139V106H141ZM153 105V104H152ZM169 105V104H168ZM193 105H195V104H193ZM0 106H1V103H0ZM8 106V105H7ZM23 106V105H22ZM27 106V105H26ZM26 106H24V107H26ZM48 106V105H47ZM147 106V105H146ZM162 106V105H161ZM161 106H160V108H161ZM164 106H166V102H165V104L163 105V108H164ZM179 106H180V104H179ZM180 106V107H181ZM9 108H10V106H8ZM23 107V108H24ZM28 107V106H27ZM29 107H30V105H29ZM38 107H40L39 105H38ZM68 107V109H69V111H70V107L69 106H67ZM113 107H114V105L112 106V109H113ZM119 107V108H118ZM143 107V106H142ZM148 107V106H147ZM150 107V106H149ZM153 107L154 106H151V109L150 110H152L153 111ZM155 107H156V105H155ZM154 107V109H156L157 110V107L155 108ZM193 107V106H192ZM191 107V108H192ZM56 108H57V106H56ZM145 106L143 107V108H141V109H136L137 111H133L132 110V112H134V113H132V115H131V111H128V112H125L126 114L128 113V117L126 118V119H122V121L124 122L125 120L126 121H128V118H129V120L132 122L133 120H131L132 118H134V116H135V120H138L139 118H141L142 116V118H143V120L144 119H146L147 117L146 116H148L147 114L145 115V114H143L142 113V111H143V109H144V111H148V109L146 108V110H145ZM178 108V107H177ZM191 108H190V110H191ZM194 108H196V106L194 107ZM194 108H192V109H194ZM202 108V107H201ZM27 109V108H26ZM42 109H44V106H42ZM48 109V108H47ZM47 109H44V110H46V111H48ZM63 109H65V108H63ZM80 109V108H79ZM131 109V108H130ZM166 109H167V107H166ZM175 109V108H174ZM197 109V108H196ZM20 110V109H19ZM24 111H25V109H23ZM40 111V112H43L42 113V115H41V117H39V115H40V113L38 114V116H36V117H34L33 116V122H36L37 120H38V118H42L43 117V115L44 116H47L45 113H47V112H45V111ZM67 110V109H66ZM71 110H73V109H71ZM83 110V109H82ZM115 110H114V112H115ZM141 110V111H140ZM169 111H170V108L168 109ZM180 110V109H179ZM178 110V111H179ZM10 111V110H9ZM11 111H12V109H11ZM15 111V110H14ZM17 111V110H16ZM21 111V110H20ZM19 111V112H20ZM30 111H34V110H30ZM56 112L58 111V110H55ZM61 111H63L62 109H61ZM60 110H59V112L60 113H56V112H54V110H53V117H55V118H60V117H62L63 116V112H65V111H63V112H61ZM76 111H78V109H76ZM102 111V110H101ZM100 111V112H101ZM105 111H108V110H104L103 109V112H105ZM112 110H110V112H111ZM127 111V110H126ZM138 111H140V113L138 112ZM143 111V112H144ZM167 111V110H166ZM168 111V112H169ZM177 111V110H176ZM175 111V112H176ZM185 111V110H184ZM187 111V110H186ZM189 111V110H188ZM18 112V113H19ZM26 112V111H25ZM24 112V113H25ZM28 112V111H27ZM50 112V111H49ZM49 112H48V115H49ZM75 112V111H74ZM98 112V111H97ZM100 112H99V114H98V116L100 115ZM113 112V113H114ZM119 112V111H118ZM149 112H151V111H148V113ZM164 112V111H163ZM162 111H160V112H156V114H157V118H160L159 116H160V114L161 113H163ZM192 112V111H191ZM190 112V113H191ZM9 114H12V112H8ZM17 113V112H16ZM24 113H22V114H24ZM29 114H30V112H28ZM33 112H31V115H33L32 114ZM66 113H67V111H66ZM70 113V112H69ZM69 113H67V114H69ZM89 113V112H88ZM123 113V112H122ZM164 113H167V112H164ZM172 113V112H171ZM186 113V112H185ZM188 113V112H187ZM195 113V112H194ZM199 113V112H198ZM8 114V115H9ZM27 114V113H26ZM28 114V115H29ZM66 114V115H67ZM73 114V113H72ZM101 114H102V112H101ZM104 114V118H103V115H100V116H102V118L103 119H105L106 118V116L108 115H105V113H103ZM115 114H117L116 112H115ZM138 114V115H137ZM140 114V115H139ZM143 114V115H142ZM151 114V113H150ZM149 114V115H150ZM153 114H154V112H153ZM178 114V113H177ZM183 114V113H182ZM182 114H179V115H182ZM193 114V112L191 113V115ZM196 114V113H195ZM58 115H60V117L58 116ZM65 115V116H66ZM70 115H71V113H70ZM83 115V114H82ZM88 115V114H87ZM109 115H112V113L111 114H109ZM118 115H120V113L118 114ZM131 115V116H130ZM142 115V116H141ZM144 115H145V117H144ZM166 116H168L167 114H165ZM11 116H13V115H11ZM24 117L23 118H26V115H23ZM52 116V115H51ZM71 116H74V115H71ZM114 116V115H113ZM112 116V117H113ZM123 116H124V114H123ZM151 116V115H150ZM154 116V118H155V120H156V117ZM166 116H164L165 118H166ZM197 116H199V115H197ZM199 116V117H200ZM10 117V116H9ZM14 117V116H13ZM52 117V118H53ZM82 117V116H81ZM85 117H86V115H85ZM90 117H91V115H90ZM96 117H97V115H96ZM108 117V116H107ZM110 117V116H109ZM108 117V119L106 120H104L103 121V119L100 117V119H101V121H100V119H99V117H97V118H94V120H93V118H92V120L93 121H91V124H89L90 125V128H91V126H92V122H94V125L93 126H95V127H97L98 126V128H95V129H93V127L91 128V131L93 132V134L94 135H96L97 134V136H94V135H91L90 134V136H91V140L93 139V138H95V139H93V140H95L96 141V138L99 140H97V142H95V141H93L92 140V143L96 146V144L95 143H100L101 145H99V146H97L96 148H99L100 147V150L102 151L103 149H102V144H104V142H106V141H103V143H102V141H100V138L99 137H102V136H105V134H103L104 132H106V129H107V131H108V128H110L109 127V125H114V120H112L111 119V121L113 122L112 124H111V122H109V120H110V118ZM126 117V116H125ZM125 117H123V118H125ZM139 117V118H138ZM153 117V116H152ZM172 118H173V116H171ZM176 117V116H175ZM179 117V116H178ZM177 117V118H178ZM182 117H184L185 118V116L183 115ZM12 118V117H11ZM10 118V119H11ZM64 118V117H63ZM82 118H84V117H82ZM82 118H81V121H85L84 119L82 120ZM131 118V119H130ZM138 118V119H137ZM141 118V119H142ZM151 118V117H150ZM153 118V119H154ZM163 120L165 119V118H163V116L161 117ZM159 119L160 120V122H166V121H162V119ZM168 118H170L169 116H168ZM177 118H175L176 120H178ZM183 118V119H184ZM8 119V118H7ZM44 119V118H43ZM75 119V118H74ZM78 121V123H79V121H80V119L77 117L76 118ZM76 119L74 120L75 122H76ZM4 120H5V118H4ZM56 120V119H55ZM65 119H63L62 120V122H60V126H62L65 122H66V120L64 121ZM73 120V119H72ZM134 120V121H135ZM142 120V121H143ZM147 120V119H146ZM145 120V122H142V124H140V122H141V120H139V121H137L139 124H140V126H139V128L137 127V129H135V128H132L131 130L129 129V127H127L126 125L128 124V122H124V125L125 126H122L121 128H118L117 130L116 129H114L113 128V126H111V136H113V137H118L117 139H118V143L119 144H117L116 146H115V148L118 146V148H120L119 147V145L122 147L121 149H122V152L121 153H123V154H125L124 152V149L125 150H127V148H126V146L128 145V143L130 142V141H132L133 140V138H132V140H128L127 141V137H128V139L129 138H131V136H133V135H135L136 136V138H134V142H135V144H137L136 143V140H138V141H140L139 139H137V134H140V133H142L143 131H145L146 132V129L143 127V126H149L151 123H154L153 121L151 122H149V121H146ZM148 120H150V119H148ZM152 120V119H151ZM158 119H157V121H159ZM171 120V119H170ZM179 120H181V121H184L185 122V120H182V119H179ZM190 120H192V119H190ZM43 121V120H42ZM45 121V120H44ZM46 121H47V119H46ZM61 121V120H60ZM64 121V122H63ZM80 121V122H81ZM98 121H100V123L98 122ZM118 121V120H117ZM194 121H195V119H194ZM71 122V121H70ZM69 122V123H70ZM77 122L76 123H73V121H72V125H73V127H71L70 125L71 124H69V129L68 128H66L65 130H64V132L65 131H67V135L65 136V134H60V131H58L57 129L58 128H55L54 126H56V125H54V124H56L55 122H53V126L52 127H50L49 128V132L48 133H50V134H48V135H50V137L46 134V139L47 138H50V140L51 139H53V140H51L52 142L53 141H59L60 139H61V135L65 138L64 139V141H65V143L66 144H64V147H62V150L63 151H65V149H66V145L68 144V142H66V141H69V139L71 138V136L72 135H70V134H74L73 133V130H74V132L76 131V132H78L77 131V129H75L76 128V125H77ZM95 122H97V123H95ZM102 122H104V124L102 123ZM136 122V124L138 125V123ZM172 122V125H173V121H171ZM174 122H175V120H174ZM178 123H179V121H177ZM199 122L197 123V124H199ZM2 123V122H1ZM83 123H86V122H83ZM82 123V124H83ZM88 123V122H87ZM90 123V122H89ZM99 123V124H98ZM106 123H108V124H106ZM120 123V122H119ZM126 123V124H125ZM133 123V122H132ZM131 123V124H132ZM150 123V124H149ZM158 123V122H157ZM167 123V122H166ZM194 123H196V121L194 122ZM203 123V124H202ZM58 124H59V122H58ZM57 124V125H58ZM95 124H97V125H95ZM101 124L103 125V127L101 126ZM121 124V123H120ZM119 124V126H121ZM123 124V123H122ZM129 124H130V122H129ZM131 124H130V126H131ZM135 124V125H136ZM147 124H149V125H147ZM156 124V123H155ZM176 123H174V125H175ZM180 124V123H179ZM179 124L177 125V126H179ZM2 125H3V123H2ZM79 125V124H78ZM105 125V126H104ZM107 125H108V127H107ZM157 125V124H156ZM158 125H160V123L158 124ZM169 125H171V123L169 124ZM169 125L168 126H166L167 128L169 127ZM172 125H171V127H169V128H172ZM181 125V124H180ZM183 125V124H182ZM181 125V126H182ZM189 125H191L190 123H189ZM196 125V124H195ZM200 125H196L198 128H200ZM4 126V125H3ZM8 126L9 125H6V126H4V127H7L8 128ZM11 126V125H10ZM33 126H34V123H33ZM68 126V125H67ZM100 126V127H99ZM164 126V123L162 124L161 123V129L162 130H164L163 127ZM57 127V126H56ZM116 127H118V126H116ZM132 127H135V126H133L132 125ZM141 127V128H140ZM156 128H152V126H151V128H152V130H151V132L152 133H154L155 131H158L159 130V128H157V126H155ZM184 126H182V128H183ZM191 127H195V126H191ZM191 127L189 126V128L188 127H184L183 128V130L182 131H186L187 133L190 131V133H188V135H190L191 134V132H193L194 133V128H192V130H191ZM7 128H3V130L2 131H0V133H1V139H2V135H3V132L4 131H9V129H10V127L7 129ZM53 128V129H52ZM87 129H89V127H88V124H87V127H86ZM99 128H101V129H104L105 128V130H101V129H99ZM150 128V129H151ZM166 128V129H167ZM168 128V129H169ZM175 128H177V127H175ZM175 128H174V131H176L177 130V134H179V131L182 129L181 127V129L180 128H178V129H176L175 130ZM185 128H188V129H190V130H188V129H186V130H184ZM198 128H196V130H195V132L196 131H198L197 129ZM7 129V130H6ZM12 129V128H11ZM10 129V130H11ZM52 129V130H51ZM68 129V130H67ZM87 129H85V130H87ZM133 129H135V130H137V131H135V133H134V131H133ZM140 129V130H139ZM145 129V130H144ZM154 129V130H153ZM158 129V130H157ZM180 129V130H179ZM194 129V130H193ZM61 130V129H60ZM102 132H101V131ZM130 130V131H129ZM138 130H139V133H138ZM143 130V131H142ZM162 130H160L159 132H162ZM179 130V131H178ZM188 130V131H187ZM53 131V132H52ZM91 131H90V133H91ZM95 131H97L98 133H96ZM104 131V132H103ZM133 131V132H132ZM141 131V132H140ZM148 131V130H147ZM170 131V130H169ZM169 131H167L166 130V133L167 132H169ZM200 131H202V130H200ZM200 131H198V132H200ZM16 131L14 130V133H15ZM72 132V133H71ZM75 132V133H76ZM96 134H95V133ZM110 132L107 134V137H103L104 139H110ZM145 132H144V134H145ZM158 132V133H159ZM204 132V133H205ZM13 133V134H14ZM17 133V132H16ZM103 134V135H101V134ZM129 133H133L132 135H130ZM147 133H150V130H149V132H147ZM147 133H146V135H147ZM157 133V132H156ZM156 133H154V134H156ZM169 133H171V132H169ZM192 133V134H193ZM204 133H202V134H198V135H203ZM208 134H209V132H207ZM5 134V133H4ZM12 134V135H13ZM113 134V135H112ZM116 134V136H114ZM151 134V133H150ZM154 134H151L150 136H152V135H154ZM165 134V133H164ZM183 134V133H182ZM182 134H179L178 136L180 137L179 139H181V137H182V140H184V141H181V142H186V144L188 143H190V142H187V141H185V140H189V139H185V138H189V137H186L185 136V134L186 133H184V135H182ZM191 134V135H192ZM197 134V132L196 133H194L193 135L196 137V136H198V135H196ZM16 135V134H15ZM38 135V134H37ZM158 135H160V134H158ZM171 135L173 136L174 135V132L173 133H171ZM171 135H168V133H167V136H168V138L166 137V135L164 136V138H167V139H169V140H171V141H175L174 139L176 138V140H177V135H176V133H175V138L174 139H172L173 137L171 136ZM182 135V136H181ZM187 135V136H188ZM80 136V135H79ZM78 136V137H79ZM123 137V143H122V141L120 142L119 140H121V138ZM140 137H141V135H139ZM144 136V135H143ZM149 135H147V138H148V140H149V146H151L150 147V149H152V150H149V146H148V144L146 145L147 147H145V149H147L148 148V150L150 151L149 152V154L150 155H152V156H150L149 154H148V156H146V158H145V160L143 159L142 161V166H144V168H146L145 170L146 171H149V173H151L150 174V176L151 177H153V179H154V177H155V175L157 176H159L160 174H162L163 172L162 171H165L164 169H165V165H167L166 167H167V169L169 170V172L170 173H172L171 171H173L174 170V168H176L175 167V165L174 164H180L179 166H181V168H182V171H185L186 170V172L189 174V172H191V171H194V173L196 172L197 174H198V176H195L194 174H191L190 173V175H188L187 177L189 178V179H191V175H193V183H194V181H195V177L197 178L198 177V179L200 178V177H202V176H199V175H201L200 173H202L203 171L204 172H208V170H210L209 168H206V169H208L207 171L206 170H204L205 169V167L206 166H204V168H203V166H199L200 168H202V169H200V170H202V171H200V172H198V171H196V169L198 168V166H197V168H196V166L194 165V162H192L190 159H191V157H190V152H189V150H187V149H184V148H181V149H184V150H181L180 149V147H181V145L180 146H178V148H177V150L175 149L176 148V146H177V142H179L180 140H177L174 144H171L172 145V150L171 151H169V149H168V147H169V143L167 142L168 140H166V144H168V146L166 145V144H164V146L166 147L167 146V148H166V152H167V150L169 151V152H164L163 154H161L162 153V149L164 148L165 149V147H162L161 149H160V151L161 152H159L160 153V155H161V157L163 158H161V157H159L160 158V162H162L161 163V166L159 167V170H154L155 168L156 169H158V167L157 166H159L160 164V162H159V160H158V162H157V160L154 162H151V164L149 163V161L150 160H152V159H155L154 158V155H153V153H155L156 152V145L158 144V146H157V149H159L160 147H161V145H160V147H159V142H157L155 139H153V138H155L154 136H156L157 137V135H154L153 136V138H151L152 140H153V142H154V144H155V146H154V144H150V142H152V141H150V136L148 137ZM163 136H161V138L163 137ZM169 136H171V137H169ZM194 136H192L193 138H194ZM119 137H120V139H119ZM139 137V138H140ZM144 137H146V136H144ZM143 137V138H144ZM185 137V138H184ZM192 137H190L191 139H192ZM205 137V136H204ZM60 138V139H59ZM72 138H73V136H72ZM77 138V137H76ZM116 138L114 139L115 141V143L117 142L116 141ZM126 138V139H125ZM159 138V137H158ZM160 138V139H161ZM163 138V141L165 140ZM171 138V139H170ZM199 139H200V137H198ZM1 139H0V142H1ZM9 139V138H8ZM12 139V138H11ZM75 135H74V138L71 140L72 142H74L75 140ZM79 139H81V137H79ZM88 140V141H90V143H91V140ZM124 139H125V142H127V145L124 143ZM145 139V138H144ZM160 139H158V141H160V142H162ZM198 139V140H199ZM44 140H45V138H44ZM146 140V139H145ZM145 140H144V142H145ZM194 140H196L195 138H194ZM202 140V139H201ZM11 141V140H10ZM9 141V142H10ZM12 141H13V139H12ZM17 142L19 141L18 139L16 140ZM63 141V140H62ZM60 142V143H63V142ZM108 141V140H107ZM171 141H169V142H171ZM193 141V140H192ZM5 142L6 141H4V145H5ZM8 142V141H7ZM20 142V141H19ZM72 142H70V143H72ZM111 142V141H110ZM141 142V141H140ZM143 142V141H142ZM148 141L146 140V143H147ZM262 142H264V141H262ZM16 143V142H15ZM15 143H14V146H15ZM54 143V142H53ZM60 143H55V145H57L58 147H59V144ZM114 143V144H115ZM165 143V142H164ZM193 143V142H192ZM17 144V143H16ZM20 144H21V142H20ZM52 143L50 142V145H51ZM109 144V143H108ZM139 144V143H138ZM144 144V143H143ZM179 144V143H178ZM182 144V143H181ZM187 144V145H188ZM194 145H195V143H193ZM193 144H191L192 146H193ZM198 144V142L196 143V145ZM254 144V145H253ZM262 144H264V143H262ZM10 145V144H9ZM61 145V144H60ZM109 145H111L112 146V143L111 144H109ZM139 145H141V144H139ZM176 145V146H175ZM17 146V145H16ZM48 146H49V144H48ZM53 145H51V147H52ZM62 146V145H61ZM114 146V145H113ZM130 146V145H129ZM138 146V145H137ZM174 146V147H173ZM260 146V145H259ZM6 147H8V145L6 144L5 146H3V145H1L0 144V152H2L3 151V149L5 148L6 149ZM110 147V146H109ZM125 147V148H124ZM139 147V146H138ZM138 147H136V148H138ZM159 147V148H158ZM182 147H185V146H183V144H182ZM186 147H189V145L188 146H186ZM185 147V148H186ZM240 147L242 148L243 147V149H245L244 147H246V149H245V151L246 152H248L247 153V157H246V160H244L245 158L244 157H242L241 156V158H244V159H241V160H239V159H237V160H239V161H236L237 163H235V162H233V164H231V165H228L229 163H227V161H225V164L224 163H222V169L220 168V172L222 173H220V172H217L216 171V166H213L214 164H213V160H212V158H214V157H216V158H214V160H220V158H221V156H223L225 159H226V157H225V155H222V154H224V153H228V155H229V152H232L233 150L235 151V149L237 150L238 148L240 149ZM251 147V148H250ZM13 148V147H12ZM50 148V147H49ZM53 148H54V146H53ZM56 148V147H55ZM115 148H112L111 147V149L110 150H112V149H114V150H112V151H110L109 149H108V151H110V152H112L111 153V155H112V157H114V158H112V159H115L116 157L114 156V155H116L117 156V153H120V149H118L117 148V150L119 151H116L115 150ZM124 148V149H123ZM136 148H134V149H136ZM141 148H143V147H141ZM171 148V147H170ZM5 149H4V151H5ZM17 149V148H16ZM18 149H20V148H18ZM106 149V148H105ZM104 149V150H105ZM128 149H130L129 147H128ZM154 149V150H153ZM178 149H179V151H178ZM190 149V148H189ZM194 149H195V147H194ZM61 150V149H60ZM61 150V151H62ZM107 150V149H106ZM131 150V149H130ZM130 150H128V151H130ZM138 150V149H137ZM144 150V149H143ZM174 150H176V151H174ZM185 150H187V152L185 151ZM191 150H192V147H191ZM190 150V151H191ZM251 150V151H250ZM3 151V152H4ZM141 151V150H140ZM153 153H152V152ZM155 151V152H154ZM181 151H184L183 152V154L184 153H187L186 155H184L185 156V158L188 156V154H189V156L187 157L188 159H185V160H188L189 162L191 161L192 163L190 164V165H192L191 167H190V165L189 166H187L186 165V167L184 166V163L185 162H183V161H185L184 159H182L183 158V154L181 153ZM194 151V150H193ZM193 151H191V152H193ZM233 151V152H234ZM3 152H2V154H3ZM117 152V153H116ZM138 153H139V151H137ZM174 152V153H173ZM181 153V154H179V156L181 157V160H183L182 162H181V160L180 159H178L177 158V155H178V153ZM208 152V151H207ZM232 152V153H233ZM250 152H251V154H250ZM120 153V154H121ZM143 153H144V151H143ZM142 153V154H143ZM171 153L172 155L173 154H175V158H174V155L173 156H171V154H170V156H169V154ZM219 153H222L221 154V156H219ZM123 154H121V156L123 155ZM129 154V153H128ZM146 154V151H145V153H144V155ZM156 154V153H155ZM167 154H168V156H169V158L170 157H172V158H170V161H169V159H168V162H167V160L163 157V156H165L166 155V158L168 157L167 156ZM198 154V153H197ZM209 156H208V155ZM212 154H213V156H212ZM106 155V154H105ZM158 155L159 154H157V156L156 157H158ZM159 155V156H160ZM192 155H193V153H192ZM193 155V156H194ZM205 155H207V156H205ZM210 155L212 156V158H209L210 157ZM216 155V154H215ZM227 155V156H228ZM126 156L127 157H129L127 154H126ZM141 156V155H140ZM139 156V157H140ZM192 156V158H194ZM205 156V157H204ZM219 156V157H218ZM124 157H125V155H124ZM123 157V160L125 159ZM147 157H148V159H149V157H151L152 159H149V161H147L148 159H147ZM202 157H204V158H202ZM218 157V158H217ZM222 157V161H223V158ZM143 158V157H142ZM141 158V159H142ZM159 158H157V159H159ZM111 157H110V162H112L111 160ZM164 159L166 160V162H164ZM177 159H178V162H177ZM210 159L213 161V162H211L210 161ZM122 160V161H123ZM126 160H128V159H126ZM139 160H140V158H139ZM138 160V161H139ZM173 160H175L174 162H172ZM218 160V161H219ZM257 160V161H258ZM262 161H264V159H261ZM125 161V160H124ZM145 161H147V163H149V165L145 162ZM206 161V160H205ZM221 161V162H222ZM262 161H260V162H262ZM121 162V161H120ZM144 162L146 163V164H144ZM170 162V163H169ZM224 162V161H223ZM121 163H123V162H121ZM152 163H158L157 165L155 164V166H154V164L152 165ZM169 163V164H168ZM181 163H182V165H181ZM214 163H217L216 161L214 162ZM235 163V164H234ZM110 164V163H109ZM108 164V168L110 167V165ZM134 164H137V162L136 163H134ZM134 164H133V166H134ZM144 164V165H143ZM163 164H165L164 165V168H162L163 167ZM220 164V162H218V165ZM228 166H234V167H228ZM260 164H262V165H260V166H264V162H262V163H260ZM139 165H141V164H139ZM150 165H151V167L153 168L154 167V169H152V171L153 172H151L150 170L151 169H149V168H151L150 167ZM168 165H169V167H168ZM177 165V167H178V169L180 168L179 166ZM216 165V164H215ZM224 165H225V170H224ZM254 165V164H253ZM252 165V166H253ZM148 166V167H147ZM171 166L172 167H174L173 169L171 168ZM183 166V167H182ZM189 167L190 168H195L194 170H192V169H189ZM143 168V167H142ZM144 168H143V170H144ZM160 168H162V171H161V169ZM183 168H185V170H183ZM189 169V170H187V169ZM227 168H229V169H227ZM125 169V168H124ZM123 169V170H124ZM137 169V168H136ZM149 169V170H148ZM170 169H172L171 171H170ZM178 169H176V172L175 171H173L174 173H172V174H175V173H179V171H177ZM199 169V168H198ZM250 169H251V171H250ZM261 169H264V168H261ZM168 170H166L165 171V173H163L164 175H167V172H168ZM224 170V171H223ZM230 171L229 172V174L228 173H226V172H228V171ZM125 171H126V169H125ZM125 171H124V173H125ZM189 171V172H188ZM226 171V172H225ZM239 171V172H238ZM142 172H144V171H142ZM159 172V173H158ZM168 172V173H169ZM181 172V171H180ZM203 172V173H204ZM211 172V171H210ZM123 173V174H124ZM146 174H148L149 175V173L148 172H145ZM144 173V174H145ZM202 173V174H203ZM225 173V175L226 176H224L223 174ZM241 173H240V175H241ZM119 174V173H118ZM172 174H169V175H172ZM177 174H176V178H177ZM182 174H185V176L187 175L186 173H182ZM196 174V175H197ZM205 173H204V176L206 175ZM228 174V175H227ZM120 175H122V171H121V174ZM138 175V174H137ZM118 176V175H117ZM135 176V175H134ZM143 176H145V175H143ZM142 175H141V177L143 178V179H145L144 177H143ZM175 176V175H174ZM183 176V175H182ZM185 176H183L184 178H185ZM189 176H191V177H189ZM203 176V177H204ZM223 176V177H222ZM235 176V175H234ZM241 176V177H242ZM130 177V176H129ZM169 177V176H168ZM168 177H167V179H168ZM171 177V176H170ZM183 177H180V176H178V178H182L181 180L179 179V183H178V186L179 187H181V185H182V183L183 184H187V183H189V182H186V181H188L189 179H184ZM202 177V178H203ZM230 177H233V175L232 176H230ZM118 178V177H117ZM133 178V177H132ZM159 178H160V176L158 177V183H159ZM162 178H164L165 179V177H162ZM177 178V179H178ZM201 178V179H202ZM222 180H221V179ZM229 178V177H228ZM119 179V178H118ZM117 179V180H118ZM122 179V178H121ZM134 179V178H133ZM148 179V178H147ZM164 179H162V181L164 182ZM166 179V180H167ZM172 179V178H171ZM191 179V180H192ZM198 179L195 181V183L194 184H196L197 186H198V183H199V181H201V180H199L198 181ZM216 179H218V180H216ZM227 179V178H226ZM239 179H240V177H239ZM238 179V180H239ZM253 179H255V182H254V184L251 186L250 184L251 183H249L250 182V180L251 181H254ZM262 179V180H261ZM128 180V178L126 179V180H123L124 182H126ZM138 180V179H137ZM173 180V179H172ZM170 181V183L167 181V183H169L170 184V187L172 186V182L173 181ZM183 180V182H181ZM184 180H186V181H184ZM191 180H190V183H189V185L190 184H192L193 185V183H191ZM204 180H206V178L204 179ZM213 180H215V181H217L216 182V184L214 185V181ZM123 181H121L122 183H123ZM147 181V180H146ZM151 181V180H150ZM154 181V180H153ZM161 181V182H162ZM178 181V180H177ZM177 181H176V179L174 180V182H175V184L177 183ZM208 181H201V182H205V184H204V186L203 185H201L202 186V188H200L201 190L199 191V192H201V193H203V195H204V193H205V191H206V194L205 195H207V193H210L211 191V188L213 187H210V185H212V183L211 184H209V183H207ZM225 181V180H224ZM223 181V182H224ZM261 181V182H260ZM155 182V181H154ZM162 182V183H163ZM186 182V183H185ZM235 182H236V180H235ZM238 183L240 182V180L239 181H237ZM138 183V182H137ZM147 183V182H146ZM149 183H151V185H152V182H149ZM166 183V184H167ZM222 183V182H221ZM261 183V184H260ZM128 184V183H127ZM138 184H140V183H138ZM168 184V185H169ZM174 184V183H173ZM174 184V185H175ZM207 184H209V185H207ZM219 184V183H218ZM236 184V183H235ZM114 185V184H113ZM141 185V184H140ZM150 185V184H149ZM150 185V186H151ZM157 185H159V184H157ZM157 185H155V186H153L152 185V188L153 187H156ZM160 185H161V183H160ZM177 185V184H176ZM175 185V186H176ZM130 186V185H129ZM132 186V185H131ZM148 186V185H147ZM150 186H149V188H150ZM187 186V185H186ZM194 186V185H193ZM125 187H127V186H125ZM134 187H136V186H134ZM138 187V186H137ZM166 187V186H165ZM189 186H187V188L184 186V188H186V189H188V191L190 192L189 194L187 193V191H186V189H185V191L186 192H184L183 193V191H182V193L183 194H187L188 196L190 195V194H192L191 193V191H194V189H196V187L195 188H193V190L191 189V191H190V188H188ZM200 187V186H199ZM206 187V188H205ZM226 187V186H225ZM143 188V187H142ZM141 188V189H142ZM146 188H148V187H146ZM152 188H151V191H150V193L152 192ZM162 188V190H164V184H163V187H161ZM167 188H169V187H167ZM182 188H183V185H182ZM181 188V189H182ZM210 188V189H209ZM218 188H219V186H218ZM220 188H223V187H220ZM232 188V187H231ZM124 189V188H123ZM128 189H130V188H128ZM140 189V188H139ZM139 189L138 190H135V191H139ZM166 189V188H165ZM171 188H169V190H170ZM175 189V188H174ZM202 189L203 190H205V191H202ZM207 189H208V192H207ZM132 191L134 190L133 188L131 189ZM144 190V189H143ZM213 190L215 191L216 189H214L213 188ZM236 190V191H235ZM241 191L240 193H239V191ZM124 191H126V189L124 190ZM123 191V192H124ZM148 191H149V189H148ZM210 191V192H209ZM213 191V192H214ZM217 191V193H218V191L219 190H216ZM221 191H223L222 189H220V192ZM141 192H142V190H141ZM146 192V191H145ZM144 192V193H145ZM155 191H153L152 193H154ZM159 193H160V191H158ZM162 192H164V191H161V193ZM170 192H171V190H170ZM172 192H174L173 191V188H172ZM199 192H197V193H199ZM219 192V193H220ZM224 192V191H223ZM229 192V191H228ZM129 193H131L130 191H129ZM132 193H134V191L132 192ZM137 193V192H136ZM147 193V192H146ZM159 193H157L158 194V196H159ZM169 193V192H168ZM177 194V191L175 190V192H174V195H171V194H173V193H170L169 194V196L171 195L172 196V198L173 199H175V195ZM194 193H196V192H194ZM196 193V194H197ZM218 193V194H219ZM127 195H128V193H126ZM139 194H140V191H139ZM180 194H181V192H180ZM182 194V195H183ZM213 194V193H212ZM228 194V193H227ZM226 194V197H228L229 198V194L227 195ZM127 195H126V197H127ZM136 195V194H135ZM134 195V196H135ZM141 195V194H140ZM167 196H168V194H166ZM193 195V194H192ZM198 195V197L196 198V196ZM197 195H193L192 197H194L195 196V198H193V202H195V199L196 200H199V197H200V195H201V197H203L202 196V194H197ZM208 195H210V194H208ZM166 196V197H167ZM168 196V197H169ZM170 196V197H171ZM174 196V197H173ZM186 196V195H185ZM214 195H212V197H213ZM224 196H225V194H224ZM131 197V196H130ZM166 197H164L163 196V199H165ZM179 197V198H178ZM180 197L181 196H179L178 194H177V197L176 198H178V199H180ZM183 197V196H182ZM181 197V198H182ZM189 197H191V196H189ZM189 197H185V198H187V199H190ZM209 197V196H208ZM221 197V196H220ZM220 197L217 199V198H215V196H214V205H213V203H211V205H213L214 206V209L213 208H209L208 209V207H207V209L209 210V211H211L210 213H211V215H210V213H209V217H211V216H213V215H215V216H213V217H216V214H215V212L213 211V210H217V209H215L216 207H215V205H216V203H217V201H216V199L218 200V202H219V199H220ZM127 198H129V197H127ZM155 198V197H154ZM159 199H160V196L158 197ZM171 198V199H172ZM204 198H206L205 196H204ZM225 198V197H224ZM231 198H232V200H231ZM170 199V198H169ZM182 199H184V198H182ZM201 199V198H200ZM203 199V198H202ZM212 199V198H211ZM254 199V198H253ZM258 199V198H257ZM181 200V199H180ZM180 200H178V201H180ZM256 200V199H255ZM148 201V200H147ZM163 201V200H162ZM169 201H173V200H169ZM168 201V202H169ZM174 201H177L176 199L174 200ZM177 201V202H178ZM183 201H185V200H183ZM191 201V202H192ZM200 201H202V200H199V202L198 203H201L200 205H201V209L204 207L203 206V203L202 202H200ZM251 201V200H250ZM257 202H258V200H256ZM132 202V201H131ZM164 202V201H163ZM182 202V201H181ZM187 202V201H186ZM204 202V201H203ZM212 202V201H211ZM246 202L244 203L243 202V204H240V205H242V206H240L239 205V203L236 205V204H232L233 205V209H232V207H231V209L232 210H234V208H235V210H236V212H235V214L237 215H235L237 218H238V215L240 216V212L242 211V213H245L247 210H249V209H245V204H246ZM252 202V201H251ZM159 202L157 201V204H158ZM185 203V202H184ZM196 203V202H195ZM208 203H209V201H208ZM262 203V202H261ZM163 204V203H162ZM193 205L192 203H189V205ZM210 204V203H209ZM260 204V203H259ZM127 206H128V204H126ZM160 205H161V203H160ZM165 205H167V204H165ZM164 205V206H165ZM188 205V207H190ZM196 206H197V204H195ZM194 205V206H195ZM206 205H207V203H206ZM205 205V206H206ZM219 204H217V208L218 207H221V205L220 206H218ZM239 205V208L237 207ZM247 205V204H246ZM249 205V208H250V204H248ZM178 206V205H177ZM195 206V207H196ZM203 206V207H202ZM260 206V205H259ZM135 207V206H134ZM166 207V206H165ZM193 207V206H192ZM191 207V208H192ZM197 207H199V204H198V206ZM196 207V208H197ZM210 207V206H209ZM248 207V206H247ZM200 208V207H199ZM205 208V207H204ZM203 208V209H204ZM226 208V207H225ZM262 208H264V207H262ZM134 209V208H133ZM142 209V208H141ZM176 209V208H175ZM178 209V208H177ZM181 209V208H180ZM185 209V208H184ZM184 209H183V211L182 212H184ZM187 209V208H186ZM195 209V208H194ZM201 210V211H203V213L204 214H206L205 212H207V210H206V208H205V212H204V210ZM219 209V208H218ZM228 209V208H227ZM227 209H225V210H227ZM231 209L229 208L228 209V211H227V213L229 212V210L231 211ZM145 210V209H144ZM224 209L222 210V211H218V213L217 214H219V216H220V218L219 219H221L222 218V220H224L225 219V216L227 215V213H226V211H225ZM243 210L245 211V212H243ZM138 211V210H137ZM186 211V210H185ZM190 211V210H189ZM208 211V212H209ZM139 212H141L142 213V211H139ZM146 212V211H145ZM188 212V211H187ZM197 212V211H196ZM196 212H191V213H193L192 214V216L193 215H195V213ZM200 212V211H199ZM214 214H213V213ZM232 212V211H231ZM176 213V212H175ZM179 213V212H178ZM248 213V212H247ZM169 214V213H168ZM183 214L184 215H186V214H189V212L188 213H186L185 214V212L184 213H182V214H180L179 213V215H182L183 216ZM200 214V213H199ZM198 214V215H199ZM202 214V213H201ZM203 214V215H204ZM152 215V214H151ZM165 215V214H164ZM176 215V214H175ZM189 215H191V214H189ZM196 215H197V213H196ZM231 215V214H230ZM229 215V216H230ZM232 215H234V212H232ZM242 215V214H241ZM153 216V215H152ZM206 216V215H205ZM243 216H245V214L243 215ZM148 217V216H147ZM186 217V216H185ZM184 217V218H185ZM193 217H195V216H193ZM192 217V218H193ZM235 217V218H236ZM249 217V216H248ZM250 217H251V215H250ZM156 218V217H155ZM183 218V219H184ZM198 218V217H197ZM217 218V219H218ZM234 218V217H233ZM240 218H241V216H240ZM240 218H238V219H240ZM147 219H149V218H147ZM154 219V218H153ZM152 219V220H153ZM173 218H171V220H172ZM185 219H187V218H185ZM191 218H190V216H189V220H190ZM195 219H196V217H195ZM202 219L203 218H201V222H202ZM210 219V218H209ZM211 219H212V217H211ZM210 219V220H211ZM214 219H216V218H214ZM159 220V219H158ZM188 220V219H187ZM233 220H236V219H233ZM233 220L231 221V222H233ZM241 220V219H240ZM154 221V220H153ZM198 221V220H197ZM197 221L196 220H194V222L195 223H197ZM237 221V220H236ZM236 221H235V223H233V224H236ZM147 222V221H146ZM177 222H180V218H179V221H176V223ZM211 222V221H210ZM214 222V221H213ZM230 222V224H232ZM176 223H174L175 225H176ZM186 223H189L188 221H186ZM203 223V222H202ZM218 223H220L219 224V227H225V225H226V223H224L223 222V224L221 225V222H220V220L218 221ZM228 224H229V221L227 222ZM245 223H246V227H245V230H246V228L248 227L247 225H249V224H247V223H249V221H245ZM152 224V223H151ZM154 224V223H153ZM179 224L180 223H177V225L179 226ZM225 224V225H224ZM226 225V227H227V229H229L228 228V226L230 225ZM232 224V225H233ZM209 225V224H208ZM240 225V224H239ZM156 227V226H155ZM173 229L175 230V228H176V226H174L173 225ZM211 227V226H210ZM151 228V227H150ZM152 229V228H151ZM150 229V230H151ZM220 230V229H219ZM244 230V231H245ZM252 230V229H251ZM171 231H173V230H171ZM209 231H211V229L209 230ZM213 231H214V228H213ZM216 231V230H215ZM218 231V230H217ZM169 232L170 231H168V234H169ZM219 232V231H218ZM240 232V231H239ZM170 233H172V232H170ZM209 233H211V232H209ZM212 234H213V232H212ZM211 234V235H212ZM230 234V233H229ZM232 234V233H231ZM210 235V236H211ZM244 235H245V232H244ZM241 236V235H240ZM249 236V235H248ZM217 237H218V235H217ZM215 238V239H218V238ZM211 238H213L212 236H211ZM1 240V239H0ZM249 240H250V238H249Z\"/></svg>", "mask_w": 264, "mask_h": 264}]
</instances>
